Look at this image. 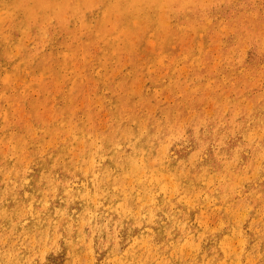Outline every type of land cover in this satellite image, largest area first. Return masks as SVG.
I'll list each match as a JSON object with an SVG mask.
<instances>
[{
  "label": "rangeland",
  "instance_id": "1",
  "mask_svg": "<svg viewBox=\"0 0 264 264\" xmlns=\"http://www.w3.org/2000/svg\"><path fill=\"white\" fill-rule=\"evenodd\" d=\"M6 1L7 0H0V3L2 4V5L0 4L1 5L0 7L3 8V9H0V15L3 17L5 16V14L7 15V17L6 16L4 17L6 19V21H5V19L3 20V17H0V40H1L0 41V53H1V55H0V165H1L0 166V194L3 196V197H0L1 198L0 202H1V204L3 203L2 205L0 204V206H4V207L6 206V210H7L6 212L5 211L3 212L4 215H2V212L0 213V215H1L0 218L1 217L3 218V219L1 218L0 222L1 221L3 222V220H4L3 223L2 222L0 223V229L2 230V231L0 230V238L2 240L5 239L4 244H3V241L0 239L1 240L0 252H3L4 254L11 253V255H13V257L11 255H8V257H11L8 259H10L12 261H13V259H17V260H19V264H22L20 262L21 258H23V257L27 258L26 256H28V258H27V261L25 262V264H56V263L57 264H70V263L71 264H79V263H82V264H99V263L110 264V262L111 263L115 262L116 259H117L116 262L118 261L117 263H119V264H120V262L122 263L124 260L125 261L122 264H127V263L130 264V261H131L130 259H132L131 262H133L131 264H142V263L143 264H148V263L153 264L155 262L156 263L158 262L157 264H162L163 261H164L163 264H178L182 261V259L180 260L179 259L180 256L177 257V255H175V253H174V256H176L178 259L176 257L175 258L172 257L173 254L171 253L172 252L171 250H173V249H171V248L174 247L173 245L176 244V242H175L176 235L180 234L181 235L180 240L176 246H181L182 244H180V243H184L183 241H185V240H186L185 243H188V241L190 240V241H192V244H193V249L186 247V249L184 248L185 250L182 251L183 252V257H182L183 261L185 259H187L184 262L182 261V264H187V262H188V264L190 262H191L190 264H202V260L200 258V255L203 252L204 244L208 243L209 241L207 240V238H208L207 236H203V238L201 239L200 233H203V231H201V229L204 225H206V226L209 225L208 227L205 226V229L203 228L204 233H207L209 235H213L215 237H220V238L223 237L222 235L226 234L228 236L227 238H228V241L230 244V245H228V247L230 246V248L228 250L232 252V254L230 252L229 255H227L229 253V251L225 250L226 252H228V253H225L222 251L223 249H220L218 251L213 252L212 254H213L214 260L211 261L212 264L213 263L214 264H217V263L221 264L224 261V258H225V262H224L225 264H233L236 260L240 261L239 264L241 262H242L241 264H245L246 262L249 261V259H246L247 257L254 261V262H251L252 260H250V262H248V264H251V263L256 264L255 260H257L256 261L257 264H263L264 263V250H263L264 249V243H263L264 242V221H263L264 220V218H263L264 214H262L263 219L259 217L260 220L262 219L261 221H258L259 218H256V217L261 216V213L264 212V208H263L264 206L261 207L262 206L261 204L264 205V179H263L264 178V103H263L264 102V46H263L264 45V0H234V1L233 0H228V1L227 0H224V1L223 0H215L212 2L205 0L204 3L207 2V5L204 3H203V5H205L207 7L202 5L203 7L200 6V9H199L198 8L199 6H197L196 8L198 9V11L195 8L194 10H196V11L193 10L192 12L186 11V10L180 9V8H179L180 9L179 10L175 6H172V7L170 6L169 8H168V6H166V7L163 6V8H160V9H155L153 7H149L147 9L145 7L146 5L144 7L141 5L140 6L138 5L137 8L135 9V10H137V12L134 11V9H133L132 11H130L129 14H127L129 16V18L131 17V19L135 16L133 18L132 23L128 24L129 26L122 24V21H124V20L126 21V19L124 16L123 17L119 16L120 13L115 12V10H110L108 12H105V8H106L107 3H103V1H98V0L89 1V2H86L85 4H83V6L80 9L76 10L75 13H74V11L71 12L69 10H67V11L63 10V12L60 13L59 15H57L56 12L58 10H60L61 8L63 9V7L60 6V4L55 6V8H56L55 13L52 11V5H51V7H49L46 10L43 9V11H42L43 13H42L41 10H37L36 7L33 8L34 6H32V4H34V2H31V0L30 1L29 0H23L22 1L23 4L20 3L21 0L20 1L19 0H8L7 2ZM27 1H28V3H26ZM70 1L72 3L75 2V0H70ZM11 2L14 4L12 5ZM57 2H59V0H57ZM111 2L114 3V0H112ZM215 3H216V5H215ZM228 3H230V4H228ZM17 4H19V6L22 4L23 8L22 7L18 8ZM26 4L28 5V7L26 6ZM210 4H212V5H210ZM244 4H245V6H244ZM9 5H11L12 7ZM16 5H17V7L15 8ZM94 5L95 6L97 5V6L95 7ZM5 6H9V7L5 8ZM58 6L61 8L59 9ZM87 7L89 9H87ZM90 8H91V10H90ZM27 9L29 11H27ZM202 9H204L205 13H202V12H204ZM212 9H214V10H212ZM24 10H25L26 14L24 13ZM97 10H99V11H97ZM174 10H176V11H174ZM13 11L15 12V14L13 13ZM19 11L21 12V14H19L20 13ZM81 11L82 12L84 11V12L82 13ZM168 11L169 12L171 11V12L168 13ZM199 11L201 13H198ZM206 11L209 13L207 14ZM28 12H31V14L34 12V14H33L34 17H32L30 19H26L27 16L30 14ZM44 12H46V13H44ZM144 12H146L147 14ZM156 12H158V15L160 17H158ZM22 13L25 14V16ZM72 13H74V15ZM79 13L82 17L79 15ZM103 13H106V15L102 19ZM139 13H141V14H139ZM194 13L196 14V16ZM213 13H216L217 16ZM245 13H247L246 16H245ZM35 14L36 15L39 14L40 18L38 17L39 18L38 19ZM45 14H47V17H49V18H47L48 21L51 20V22L47 23V21H46L47 19L45 18L46 17ZM54 14L58 18L56 16H54ZM89 14H91L90 15L91 18H88V17H90ZM188 14H191L190 15L191 17L188 16ZM41 15L43 18L41 17ZM63 15L65 17H63ZM141 15H143V16L141 17ZM155 15H157L158 19L153 18V17H156ZM200 15L202 16V18H200L201 17ZM207 15H209V16L206 17ZM23 16H24V18H22ZM75 16H77V17H75ZM78 16H80V18L83 20H81ZM67 17H69V19ZM96 17H98V18H96ZM192 17H193V19H192ZM204 17H206V18H204ZM20 18H22V19H20ZM59 18H60V20H59ZM144 18H145V20H144ZM173 18H176V21ZM236 18H237V20H234ZM245 18H247V19H245ZM95 19H96V21H95ZM207 19L208 20L210 19V21H208ZM23 20H25V21H23ZM66 20H68V21L66 22ZM77 20L80 21V23L77 22ZM127 20H129V19H127ZM136 20H137V22H136ZM139 21L142 22V24ZM166 21L167 22L169 21V22L167 23ZM195 21L197 22V24ZM116 22H118V24H119L118 28H115ZM207 22H208V24H207ZM83 23L85 25L81 26L80 24H83ZM110 23H111V25H110ZM192 23L194 26L192 25ZM233 23L235 26L232 25ZM66 24H67V26H66ZM102 24H103V26H102ZM137 24H139V25H137ZM154 24H156V26ZM163 24H164V26H163ZM160 25H161V28L159 27ZM220 25H222V26H220ZM231 25H232V28L230 29ZM60 26H61V28H60ZM78 26L81 27L82 29L80 30V28ZM98 27H100V28H98ZM126 27H130V30L126 29ZM135 27L137 29H135V30L132 29ZM219 27L224 28V30L221 28L219 29ZM43 28L46 29V31H47V32H45V34H43L44 33ZM150 28H151V30H150ZM225 28H226V30H225ZM21 29H23V30H21ZM123 29H126V31L125 30L123 31ZM199 29L200 30L202 29V31L198 32ZM1 30H3V31H1ZM14 30H16V31H14ZM69 30H72L74 33L75 32L76 33L74 34L72 31L70 33ZM155 31H156V34H155ZM205 31H207V32H205ZM203 32H204V35H203ZM72 34H73V36H72ZM153 34H155V35H153ZM19 35H21V36H19ZM48 35L51 37L53 36V39L51 37H49ZM118 35H119V37H118ZM3 36H4V38H3ZM76 36H78V39ZM96 36H97L98 41L95 39ZM202 37H203V39H202ZM25 38H28V39H25ZM41 38H44V39L42 40ZM45 39H46V41H45ZM258 39H259V41H258ZM92 40H96V41L94 42ZM72 41H74V42H72ZM87 41H88V44H87ZM104 41L108 42L109 44L107 43L104 45L103 44ZM43 42H44V45L42 44ZM106 42H104V43H106ZM9 43H11V44H9ZM69 43L71 44L70 46H68ZM78 43L80 44V47H79ZM111 43H113V44H111ZM114 43H115V45H114ZM40 44H42V46ZM15 45L18 49L15 48ZM66 45H67V47H66ZM116 45L119 46V47H117L118 49H116ZM113 47H114V49H113ZM78 48H79V50H78ZM115 49H116V52H114ZM80 50H82V52ZM19 51H20V54H19ZM78 53H79V55H78ZM114 53H116V54H114ZM37 54H38L39 59L36 57ZM74 54H76V55H74ZM34 55H35V57H34ZM43 56H44V61H43ZM51 56H53V57H51ZM22 57L24 60L22 59ZM49 57H50V59H52L51 61H53V60L54 61L50 62ZM21 61H23V62H21ZM56 62H57V64H56ZM188 62H190V63H188ZM49 65H50V67H49ZM55 65H57V66L59 65V66L55 68ZM258 75H261V76H258ZM29 83H30V85H29ZM31 83H33V84H31ZM121 88H123V89H121ZM124 88L125 89L127 88L128 90L126 89L127 90L126 91V90H124ZM69 91H71V92H69ZM67 93H68V95H67ZM114 94H116V95L114 96ZM240 96H241V98L244 97V99L242 100L241 98H238ZM127 97H129L128 99L130 101L128 99H126ZM262 97H263V99H262ZM237 98L241 101L234 102L235 100H238ZM67 99H70L71 101L69 100V102H68ZM255 99H257L258 101ZM259 99L261 101H259ZM127 100H128V102H127ZM254 100H255V102H254ZM123 101H124V103L126 102L125 103L126 107H125L124 103H122ZM244 101H246V102H244ZM256 101L258 102V104H256L257 103ZM144 102L146 105L144 104ZM241 102H242V105H241ZM114 103H115V106H114ZM121 103L124 106L120 107ZM248 103H249V105H248ZM67 104H69V105H67ZM81 104H82V106H81ZM127 104H129L131 107L129 105L127 107ZM225 105H226V107H225ZM250 105L253 107L250 108V110H249L248 106H250ZM49 106H50V108H49ZM113 106L115 107V109ZM223 106L225 107L224 109H227V108L228 109L223 110L222 109ZM237 107L239 109H237ZM246 108H247V110H249L248 111V112H250L249 114H247ZM113 109H114V111H113ZM125 109L128 113L126 111H124ZM230 109L232 110L233 115L231 114ZM133 110H134V112H133ZM191 110H194L193 116H191L192 115L191 112H193ZM39 111H42V112H39ZM117 111H119V112L121 111V113H119ZM137 111L139 112V114H137L138 113ZM169 111H170V113H169ZM173 111H174V113H173ZM234 111H235V114H234ZM185 112H187V113H185ZM223 112H224V114H223ZM117 113H119V114H117ZM129 113H131V114H129ZM220 113H222V114H220ZM124 114H125V117L127 116L126 118L124 117ZM163 114L164 115L167 114V116H166L167 118ZM175 114H176V116H174ZM236 114H237V116H235ZM50 115H51V117H50ZM71 115H73L74 117H71ZM116 115H118V116H116ZM119 115L122 116V118ZM204 115L205 116L207 115L208 119H207V116L204 117ZM47 116H48V118L50 117L49 118L50 120L48 118H46ZM60 116H62V117H60ZM187 116H189V117H187ZM234 116L237 117V119ZM148 117H149V119H147ZM128 118L130 119V121ZM173 118L176 121H174ZM182 118L184 119V121L186 120V121H190V122L186 123V121L185 122L182 121L183 120ZM70 119L72 121H70ZM133 119L136 121H134ZM154 119L156 120V122L157 121L159 122L161 120L159 122V124L162 123V125H165V124H163V121H164V119L166 120V121H164V123L166 122V131L160 137L158 134H156L157 140H161V144H162V140H163V145L160 146V151L161 152L163 151V146H164V144H166V146L164 147V151L166 153L164 154V152H163V155H161L160 162L158 161L159 158H156L155 160L153 159V161H155L153 169H151V168L148 169V166L146 167V169L144 167L143 170L145 172L140 171L141 169L138 170L135 167H133V168H130L128 166L123 167L125 173L127 172V170H128L127 173H129L130 172L129 170H131V169L135 170V172H139L137 174H140V172L144 173L143 177H142V173L140 174L141 178H139V179H138V177H140V176L139 175L136 176L138 179V182L137 181L134 182V180H136V179H134V175H136L135 172L133 173V177H130L128 174V177H130V179L132 178L134 180L130 181L128 178L125 180V182L130 181L129 184H132L133 186L129 185V184L128 185L125 184V185H127L129 188L131 187V189H129L127 186H126L127 189H125L126 188L125 185H123L121 187V189H116L113 186H111L113 181L118 178V176H119L118 174H119V172H121V169L118 172H115L113 165L110 164V158H109L108 154H106V156H104V157L103 156L101 157L97 152L92 158H93V163H95L97 161L98 162L95 163L94 168H92L90 170L87 168H86L87 169L86 170L85 167H83L81 165V159L88 158L92 152H95L96 150L100 149L99 147L102 148L101 150L104 149V143H103L102 138L105 136L103 134L107 135L111 131L109 129V127L117 126V124H119L120 128L121 127L122 128L127 127L125 129L130 128L129 130H131V128L133 129L135 127V124L138 125V123H140V121L142 122L144 120H148L149 123H153ZM169 119H170V121H169ZM187 119H189V120H187ZM155 120H154V122H155ZM167 120H168V123H167ZM89 121H91V122H89ZM126 121H127V123H126ZM180 121L182 122L181 124H180ZM201 121L203 122V124L201 123ZM260 121H261V123H260ZM119 122H121V123H119ZM156 122H155V124H157ZM172 122H173V124H172ZM248 122H249V124H248ZM246 123H247V126H246ZM89 124H91V125L88 126ZM175 124H177V125L172 126ZM182 124H184V125H182ZM199 125L202 127H200ZM210 125H212V126H210ZM82 126H84V127H82ZM91 126H93L94 129ZM168 126L170 127L172 132L170 130H168L169 129ZM180 126H182L183 128ZM88 127L92 128L90 130H92L93 132L90 131ZM68 128H70L69 131L71 130V132L68 131ZM154 128H155V125L152 126V129H154ZM197 128H198V130H197ZM251 128H253V130ZM257 128H259V129H257ZM96 129H97V131L99 130L98 134H96V131H94ZM195 129L198 132L194 131ZM237 129H238V131H237ZM256 129L258 131H260V130L261 131L258 132ZM244 130L249 131L248 133L250 135L248 134V136H247V132H245ZM254 130H256V131H254ZM33 131H35V132H33ZM116 131H118V130H116ZM250 131L251 132L253 131L255 133H253V132L251 133ZM89 132H91V135H94V134L96 135V141L95 140L91 141L95 137L91 136L89 134ZM183 132L185 133L184 136H183ZM205 133H206V135H205ZM243 133H244V137L246 134V136L248 138L254 139V140H252L253 143L252 142H251V144L248 143L249 141H251V139L248 140L247 137L244 138ZM259 133H261V135H259ZM240 134H241V137H240ZM252 134H253V136H252ZM32 135H34L35 137H33ZM55 135L57 137L56 139H54ZM255 135H257V137ZM258 135L260 136L259 138H258ZM66 136L68 138H66ZM81 137H83V138H81ZM42 140H43V142H42ZM83 140L85 143L91 144L89 146L90 148L89 147L85 148L82 145L83 149H81L80 143ZM238 140H241V141H238ZM247 140H248V142H247ZM174 141H175V143H174ZM176 141H177V143H176ZM255 141H256L257 145H256ZM41 142H42V144H41ZM76 142H78V144ZM170 142H171V145H169ZM36 143H38V144H36ZM43 143H46V144L43 145ZM47 143H49L50 146ZM188 143L189 144L192 143V144L189 145ZM235 143H237V144H235ZM219 144H220L221 148L219 147ZM253 144H255V145H253ZM19 145L21 148L19 147ZM46 145L48 146L47 148L45 147ZM68 145H69V147H68ZM73 146L78 147V148H75V151H74ZM124 146H127L129 148L124 147ZM168 146H170V147H168ZM43 147H44V151H42ZM49 147H51V148L49 149ZM92 147H94V148L92 149ZM95 147H97V148L95 149ZM40 148H42V149H40ZM121 148H122L123 153L125 155L124 157H127L128 155L131 157L133 156L131 158L133 160V162L131 159H130V161L132 163L135 162L136 165L141 164L140 156L138 154H136L135 155L136 158H135L133 149L128 144L122 145ZM22 149H25V151L29 152L31 155L29 153H25L24 150H22ZM217 149L219 150L218 154H217V151H218ZM229 149H230V151H229ZM81 150H83L82 153H81ZM240 150H241V152H240ZM38 151H40L42 153H40ZM45 151H47V152H45ZM69 152H71V154L72 153L75 154L77 157L75 155L70 156L71 154ZM75 152H77V153H75ZM78 152H80V153H78ZM183 152H184V154H183ZM21 154H22V156H21ZM24 154H26V155H24ZM194 154H196V156ZM5 155H7V156H5ZM55 155H57V156H55ZM80 155L82 156V158ZM96 155L99 156L100 158L97 157ZM164 155H165V158L167 160L169 159L168 161L167 160L165 161V158H163ZM167 155H168V157H167ZM193 155H194L195 160L191 159ZM203 155H205L206 157ZM250 156H251V158H250ZM257 156H258V158H257ZM50 157L55 159L54 160L55 162H57L58 159L61 160V162L60 161H58L57 163L53 162V164H55L54 165L55 167H53L52 164L47 162L50 159ZM174 157H176V158H174ZM210 157H213V159H217V161L219 163V165H218L219 169H215L213 167V165L209 159ZM219 157H222V158H219ZM261 157L263 159L259 160V159H261ZM21 158H23L24 161H22ZM47 158H48V160H47ZM70 158L73 159L72 162H71ZM75 158H77V159L79 158L78 159V163L80 162L79 165H78L77 161L75 160ZM107 158L109 160H107ZM134 158H135V160H134ZM97 159L100 160V163H99V160H97ZM103 159L106 160V163H105V161L102 162ZM156 160H157V162H156ZM179 160H181V161H179ZM222 160H224V161H222ZM257 160L259 162L261 161V163H259ZM27 161H29V163ZM65 162L68 164V166H70L69 163H71V167L68 168L69 171L71 172V175H67V174L63 173L64 167L62 166V164H65ZM186 162H187V164H186ZM176 163H178V164H176ZM179 163H180V165H179ZM256 163L258 165H260L258 167L259 169L257 168L258 171H256V167H257V166H255ZM56 164L59 166H57ZM100 164H101V166H100ZM105 164H106V166H105ZM224 164L226 165V167H229V169L227 171L225 170L226 167L224 166ZM29 165H32V166H29ZM174 165H177L178 168H180L179 166H182V165L183 166L185 165L186 167L184 166L185 168H183V166H182L181 169L178 170V168H175ZM246 165H247V167L245 168ZM253 165L255 166V168L252 167ZM198 166H199V168H198ZM200 166H202L203 168H200ZM223 166H224V168H223ZM104 167H106L105 168V170L107 169L106 171L109 170L108 173L105 172ZM110 167L111 168L113 167V168L111 169ZM161 167H162V169L166 170V173L162 176H156L155 169H157V168L161 169ZM243 167H244V169H247V170L244 171ZM73 168L75 170H73ZM182 168L185 170L183 171ZM251 168H253L252 171H251ZM4 169L5 170L7 169V171L9 169L10 171L5 172ZM200 169H203V173H204L205 177H203L200 173H197V171ZM231 169H234V170L231 172ZM79 170H83L84 172H81ZM170 170H172V171H170ZM35 171H37V172H35ZM42 171H44V172H42ZM180 171H181V173H180ZM91 172H93V173H91ZM99 172H100V174H99ZM182 172H183V174H182ZM229 172L233 173L232 177L236 176L235 178H237V179L234 180L235 178H232V180H230V178H228V176H227ZM253 172H255V173L258 172L257 173L258 176H257V174L255 176V173H253ZM25 173H27V174H25ZM110 173H112V174L114 173V174L112 175ZM178 173H180V174H178ZM209 173L210 174L212 173L211 174L212 179L215 176L219 180L220 179H224V180L223 181L220 180L221 182L219 180L216 182L217 179L216 180L213 179L214 181L209 180L211 182L213 181L212 182L213 184L211 182L210 183L208 182V184H211V185H207V183L205 184L204 182L207 178V174L210 175ZM2 174L4 176H1ZM54 174H55V176H54ZM170 174L173 176V178L170 176ZM5 175H7V176H5ZM96 175H97V177H96ZM100 175H102V176H100ZM146 175H147V177H146ZM237 175H240V176H237ZM252 175H253V177H252ZM103 176L105 177V179L106 178L107 179L105 180ZM164 176L166 179L164 178ZM174 176H175V178H174ZM218 176H220L221 178H218ZM243 176H247V177H245L243 179ZM6 177H7V179H6ZM43 177L50 178V181H51L50 184L51 185H50L49 192L46 190V188L44 186L42 187L41 184H38L37 182H35L37 178H43ZM55 177L56 178L58 177V178L56 179ZM196 177L197 178L201 177V178H200V180H197ZM240 177H242V178H240ZM4 178L6 179L5 182H4V180H5ZM109 178H110V180H109ZM126 178H127V176H126ZM168 178H169V180H168ZM239 178L241 179V184L239 183L240 186L238 185V182L240 181V180H238ZM149 179H152L153 183L150 186L152 189L149 187L147 190V193L150 194L154 198V202L157 201L156 202L157 207H158V205H160V206L165 205L164 210H166V214H169L170 218H171V220H168V218L166 217L167 220H164L165 215L164 216L161 215L160 219H159V222H162L160 225L163 224L162 225V228H163L162 234L165 237L164 241L159 239V237L155 234V230H154V224L156 222L155 218H152L153 219V220L151 219L152 221L151 220L147 221V228L146 229L148 231L147 230L145 231V228L142 227L141 225L139 227L138 226L132 227L135 234L133 235V237H131L124 232L123 223H121L119 220H115L114 218H111L112 215L110 214V212H108V208H106V207H108V205L110 203H112V201L113 202L117 201L119 193H121V194L129 193L130 194V192H132L130 194L131 196H133L134 193H135L134 196H137L136 195L137 191L142 186L141 183H144ZM158 179L160 180L161 183H157ZM191 179L193 181L190 183ZM202 179L204 182L202 181ZM227 179H228V181H227ZM249 179H250V181H249ZM90 180L93 181L92 182L93 186H91L89 188V190H87L85 192V189H86L85 187H86L87 181H90ZM95 180H97V181H95ZM142 180H144V181H142ZM155 180H157L156 183H155ZM170 180H172L173 182ZM94 181H95V183H94ZM103 181H105L104 184H103ZM206 181H208V180H206ZM57 182H59V183H57ZM139 182H141V183H139ZM170 182H171L170 185H172V183L174 184V182H175V187L172 186V187H174V189L172 187H170V185H169ZM184 182H185L186 186H185ZM244 182H246V184H244ZM19 183H20V185L18 186ZM22 183L23 184H26V183L29 184V186H31V188L33 190L41 189L40 193H42V194L40 195V199L42 198V202H43L44 206H43L42 202H41V205L44 208H42L38 212L39 214L37 212L33 211V208H34L33 202L34 201H32L31 205H29V206L27 205L26 202H24V190H23L24 187L21 186ZM133 183H135V184H133ZM162 183H164V184H162ZM4 184H6V185H4ZM65 184H66L67 188H66ZM81 184H82V186H81ZM95 184H97V186H94ZM166 184L169 185V187L167 186L168 190L167 189L166 190L167 191L170 190V192L173 191V195L170 192L166 191L167 192L166 193L164 191L165 192L164 193L165 197H164V194H161V193L163 192L162 189L165 187L164 185H166ZM183 184H184V186H183ZM74 185H75L76 189L74 188ZM98 185H99V187H98ZM161 185H163L164 187ZM180 185H181V187H180ZM206 185L209 187L208 189H207ZM232 185H234V188L232 187ZM241 185H243V188ZM2 186L10 187L12 189H13V187H14V189L16 188L17 189L16 195H17V199L19 202L9 201V199L6 197L4 192H2L3 188H4ZM16 186L19 188H17ZM193 186L195 188H193ZM94 187H96V188H94ZM123 187H125V188H123ZM205 187H206V189H205ZM54 188L56 189L55 193H53ZM65 188L67 189L66 191H65ZM70 188H72V189H70ZM92 188H93V190H95L94 193H92L93 192ZM181 188H183V189H181ZM122 189L125 191H123ZM234 189L235 190L238 189V191H235ZM107 190H108V193H107ZM117 190H118V192H117ZM176 190H178L177 191L178 193L176 195H174ZM211 190H212V193H211ZM216 190H217V192H216ZM76 191H79L80 193L86 194V200H88V201H86V203H82L78 200H72V199L69 200L68 195L71 193L74 194ZM97 191L99 192V194ZM160 191H161V193H160ZM64 192H65V194H64ZM87 192L89 193L90 199H87L88 198ZM102 192L104 195L105 194L106 195L105 196L102 195ZM158 192L160 194H158ZM183 192L186 194H183ZM198 192H199L200 197H199V195H197ZM215 192H216V194H215ZM237 192L240 195H237ZM168 193L171 194V196H170V194L168 195L169 198L166 197V195ZM194 193H195V195L198 196L197 198L195 197V195H193ZM204 193L208 197L206 199V201L204 200L206 198L205 197L206 195ZM244 193H248V195L246 194L247 195L246 196V195H244ZM258 193H260L259 196H258ZM94 194H97V196L99 198L97 196H96L97 199L94 198L95 197ZM107 194H108V196H107ZM221 194H223V195H221ZM254 194H255V197H258V198H255L253 196ZM53 195H54V197H53ZM230 195H232L231 198H229ZM161 196H162V198H161ZM181 196H183V197H181ZM186 196L190 199H187ZM223 196H225V200H224ZM45 197H46V199H45ZM92 197L94 198V200H96V202L93 200ZM185 197H186V199H185ZM179 198L180 199L183 198L184 200L183 199L180 200ZM239 198H241V200ZM66 199H68L69 202L66 201ZM165 199H167V200L169 199V201L167 202ZM213 199H215V201H216L215 203H213V201H214ZM44 200H46V201L44 202ZM89 200H91V202H89ZM162 200L163 201L165 200V202L163 203ZM174 200L175 201L180 200V202L179 201L175 202ZM186 200L187 201L191 200V201L189 203V201L187 202ZM183 201L185 203L187 202L188 204L186 203V204H184L185 205L184 206ZM210 201L212 204L208 205V203H210ZM98 202L99 203L101 202L100 204H102V206H100V204L97 205ZM132 202L134 205L133 208L136 209L138 207L139 208L141 207L140 205L142 203L137 201V198H135ZM191 202H192V204H191ZM193 202H195L194 203L195 206L193 205ZM205 202H207V203H205ZM20 203L22 204V206H20L21 205ZM171 203H173V206H171ZM179 203H181L183 206L181 207V204H179ZM230 203H231V205H230ZM143 204H144V202H143ZM201 204H202V206H201ZM241 204H242V207H244V205H245L246 209L242 208L240 206ZM78 205L81 207H79ZM191 205L193 206L192 208H191ZM57 206L60 207L61 214L64 216L63 217L60 215L61 219H66V217L69 216L72 211H74L77 214L82 209V213L85 214L84 217L89 219L88 217H91L94 213L96 218L100 221V223H101L100 227H96L95 224H90L91 226H89V227L91 229L87 226L82 227L83 232L86 234V239H88L87 242H88V244H90V247H91L90 250H91V252L93 251L92 255L94 258L92 257V255L90 254L91 252H89V251L85 253L86 255H84V253L82 255H78L77 253L72 252L71 246L74 244L73 242L77 239V237H75V236H77V232H79V229L76 228V226L78 224L74 223V225L71 226V229L68 228L69 229L68 230L67 227H70V226H68L70 224V222H68V221L56 222L57 221L56 217L53 218V216H55L53 213V209L57 208ZM196 206H200V207L197 208ZM231 206H232V208H231L232 210H230V208H229ZM236 206H240L239 211L241 210L244 217L241 215L242 214L241 212L238 213L239 212V211H237L238 208H236L237 210L234 208ZM249 206H251V209L247 208ZM15 207H17V208H15ZM20 207L21 208L23 207V208L20 209ZM29 207H31V208H29ZM102 207H104V208H102ZM147 207H150V209L152 211L155 210L154 204H151L150 206L147 205ZM215 207H217V208H215ZM224 208H226L227 210H224ZM259 208H262V210ZM11 209L14 211H12ZM86 209H89V210H86ZM185 209H186V211H185ZM202 209H203V211H202ZM242 209L245 211L243 212ZM255 209L257 210V212ZM84 210L87 212H85ZM177 210H179V212ZM233 210H235L236 212ZM24 211H26V213ZM204 211L207 213L208 212L212 213V214L204 213ZM228 211H231V212H228ZM258 211H259V214H258ZM22 212L25 214H23ZM96 212H99V213H96ZM155 212L157 215L161 214V213H159L158 210H156ZM198 212H199V214H202V215L206 214L205 215L206 218L203 216L204 218L201 217V220H200L199 217L201 215L198 216L199 215ZM200 212H202V213H200ZM221 212L222 213L225 212V213L222 214ZM247 212H249V213H247ZM12 213H13V215H12ZM21 213L23 214L22 217L18 218L17 216L20 215ZM28 213H29V215H28ZM230 213H232V214L229 215V219H228V216H226V215H228ZM244 213H246V214L244 215ZM173 214H174V216H173ZM194 214H196V215H194ZM213 214H215V215L217 214L220 216L219 217L217 216L218 217L217 218ZM236 214L238 215V218L240 216V219L243 217V219H241L242 222H241V220L237 221L238 218L236 219V217H235V216H237ZM15 215H16V217H15ZM192 215H194V216H192ZM250 215H251V217H250ZM5 216H8V217H5ZM23 216H25V217H23ZM223 216L225 218L227 217V219L223 218ZM245 216H246V218H245ZM32 217H33V220H32ZM109 217H110V219H109ZM233 217L237 222L236 221L233 222L234 220L232 221ZM5 218H7V219L5 220ZM9 218H12V219H9ZM219 218H220V221L223 218V221L222 222L218 221ZM255 218L258 220H256ZM14 219H15V221H14ZM205 219H207V220H205ZM216 219H217V221H216ZM230 219L232 222L229 221ZM250 219H252L253 221L256 220L257 221V222L255 221L256 224L253 221H250ZM9 220L11 223L9 222ZM37 220H39L38 221L39 224L41 223L40 224L41 227L44 225L43 227H46L44 229H49V232L46 233L47 237L48 236L49 237L46 239L51 240L52 247L47 248L50 250V252H48L49 250L41 247V245L35 244L34 245L35 247H34L33 244L30 246L26 244V243L31 244V243H29V240H30V237L32 235H34V237H36V238L39 236L38 238L40 239V235L37 231L32 232V230L35 227L34 223L37 222ZM197 220L200 222H198ZM202 220L209 223V224H207V223L203 224V222L201 223ZM208 220H209V222H208ZM26 221H28V222H26ZM194 221L196 224L194 223ZM55 222H56V224H55ZM216 222H218V223H216ZM238 222L240 225H237ZM221 223H223L224 226ZM51 224L53 225L52 227H50ZM201 224H202V226H201ZM214 224H215V227H214ZM217 224H219V225H217ZM220 224L222 225L223 228L219 227V226H221ZM48 225H49V227H48ZM56 225H58V227H56ZM181 225H185V227L183 226L184 228L180 229ZM190 225H192V226H190ZM9 226H11V227H9ZM5 227H8V228H5ZM176 227L179 229H177ZM211 227L215 228L213 230L215 232H213V231H211L212 233L209 232L210 230H212V229H210ZM248 227L250 229H252L254 227H255L254 229H256V227H257L259 230L257 229L258 230L257 231V230L252 229L254 231L253 232ZM57 228H58V230H57ZM118 228H119V230H118ZM149 228L151 229L150 232H149ZM10 229H13L12 232ZM182 229H184V230L182 231ZM195 229H196V232L194 231ZM170 230H172V231H170ZM238 230L240 232H238ZM261 230H263V231L261 232ZM14 231L15 232L22 231V233L21 232L17 233L18 234L17 235ZM54 231H56V232H54ZM168 231H169V233H168ZM255 231H256V233H255ZM5 232L7 233V235L9 234L8 235L9 237L5 234ZM8 232H10V233H8ZM30 232H32V233L30 234ZM57 232H59V233L61 232V233L59 234ZM183 232H184V234H183ZM186 232H187V234H185ZM194 232H195V234H193ZM237 232H238V234H237ZM23 233L24 234L26 233V234L23 235ZM229 233H230V235H229ZM231 233L233 234L232 235L233 238H231L232 237ZM239 233H241L240 234L241 239L239 238L240 237ZM242 233H243V237H242ZM257 233L261 236V239H260V237H258ZM54 234H56L57 236L55 237ZM196 234H198V236ZM261 234H263V235H261ZM3 235L5 236V238L3 237ZM61 235H62L63 241L61 240L62 239ZM116 235H117V237H116ZM189 235H192L193 237H189ZM194 235H196V236H194ZM254 235H255V238H254ZM16 236H19L18 241H17ZM26 236H28V237L30 236L29 239ZM52 236H53V238H52ZM100 236H102V237H100ZM142 236H143V238H142ZM150 236H152V238H150ZM187 236L189 238L185 239V238H187ZM195 237H197V238L195 239ZM229 237L231 239H229ZM24 238L27 240H25ZM54 238L56 239L55 240L56 242L53 240ZM146 238H148V239L146 240ZM245 238L247 240H249V243H248V241H246ZM257 238H258V240H257ZM7 239H8V241H7ZM116 239H118V240L116 241ZM133 239H135L136 241H134ZM140 239H141V242L143 241V243H142L143 246L145 243L144 249H143V246L140 245L141 243L138 241ZM192 239L193 240L195 239V240L193 241ZM238 239H240L242 243ZM254 239L257 240V242ZM259 239H260V241H259ZM70 240L72 242V245L69 247H66V244ZM233 240H235V241L233 242ZM252 240L254 242H252ZM129 241H131V243ZM190 241H189V243H190ZM210 241H212V240H210ZM201 242H203V243L201 244ZM235 242H238V244H236ZM250 242H251V244H250ZM99 243L101 244V246L107 247V248H104V250L108 254V257L107 258L104 257V259H102V260H100L99 246H98ZM115 243L117 244V246L118 245L119 246L116 247ZM132 243H134L133 246H130V245H132ZM150 243L151 244L153 243V245L157 244L159 246L161 243H163V244H161L162 246H160V247H157V245H156L157 248H154L155 246L151 245V248H150V246H149ZM167 243H169V245ZM197 243H198V248H197L198 252L195 253L196 249H194V247L196 248ZM239 243H241L242 245L244 244L243 245L244 247L242 245H240ZM255 243L257 246L255 245ZM7 244H8V246H7ZM128 244H130V245H128ZM235 244L240 245L238 247L242 250V251L240 250L241 252L239 251L241 253V255L239 252H237V250H239V248ZM262 244H263V246H262ZM23 245H25V246H23ZM108 245H110V247H108ZM138 245L141 246L142 248L138 247ZM254 245L257 248L261 247V248H258L257 254L255 253L257 248L254 247ZM27 246H29L28 249L26 248ZM126 246H128L127 249H126ZM164 246H166V247H164ZM8 247L11 249H8V251H3V250H7ZM137 247L139 249H137ZM146 247H147V249H146ZM233 247L235 248L236 251L231 249ZM246 247H248V248L246 249ZM58 248H59V250H58ZM123 248H124V250H123ZM131 248L133 250H131ZM149 248H150L149 253H151V254L148 253ZM163 248H164V250H163ZM188 248L190 249V251ZM41 249H42V251H44L43 253L45 255L43 253H42V255H41V253L37 254L41 251ZM112 249H114V250H112ZM199 249L202 250L201 253H200L201 250H199ZM225 249H227V247ZM45 250H47V251H45ZM191 250H194V251H191ZM243 250H245V251H243ZM250 250L252 251V255H251V252H249ZM15 251L18 253H16ZM124 251H125V253H124ZM132 251H134L135 253L132 254L133 253ZM139 251L143 252V253H141L142 254L141 257H140V255H138V254H140ZM153 251H155V252H153ZM185 251L188 252V254ZM5 252H7V253H5ZM25 252H27V253H25ZM127 252H128V254H127ZM137 252H139V253H137ZM233 252H236V255L239 253V255L236 256ZM24 253L26 255L23 256ZM123 253L126 255H124ZM146 253L148 254V256ZM15 254H17V256ZM65 254L67 256L66 259L63 257V256H65ZM87 254H89L90 256H88ZM245 254L246 255L248 254V255L246 256ZM83 255L85 257L87 256L89 258V259L87 257L85 258V260H87V262L85 261L83 263V261H84V260H82V258L84 257ZM115 255L117 258L114 257ZM149 255H151V256L149 257ZM155 255H157V257H155ZM184 255H186L187 258L184 259ZM230 255H231V257H230ZM260 255L261 256L263 255V256L261 257ZM20 256H22V257L19 258ZM42 256H43V260L41 261ZM234 256L236 258H234ZM258 256H259L260 260H259ZM32 257H34V258H32ZM74 257H77V258L75 259ZM125 257H126V259H125ZM139 257H140V259H138ZM143 257H145L147 260H145V258H143ZM160 257H162V258L160 259ZM170 257H172V258H170ZM232 257L235 260H233ZM73 258H74V260H73ZM111 258H113V259L115 258V260H113ZM242 258H243V260H241ZM253 258H255V260ZM106 259L109 261H107ZM149 259H150V261H149ZM88 260H89V262L91 260H93V261H91L89 263ZM144 260L146 262H144ZM178 260H180V261H178ZM192 260H193V263H192ZM135 261H137V263ZM160 261H161V263H160ZM258 261L260 263H258ZM231 262H233V263H231ZM236 262H235V264H236ZM243 262H245V263H243ZM207 264H209V263H207ZM237 264H238V262H237Z\"/></svg>",
  "mask_w": 264,
  "mask_h": 264
},
{
  "label": "bare ground",
  "instance_id": "2",
  "mask_svg": "<svg viewBox=\"0 0 264 264\" xmlns=\"http://www.w3.org/2000/svg\"><path fill=\"white\" fill-rule=\"evenodd\" d=\"M8 1V0H7ZM6 1V2H7ZM20 1V0H19ZM22 1L23 0H21V2L20 3H22ZM30 1V0H29ZM89 1H96V0H75V2L74 3H72L70 0H59V2H57V0H31V2H34V4H32V6H34L33 8H37V10H41V12L43 11V9L44 10H46V9H48L49 7H51V5H52V11L55 13V10H56V8H55V6L56 5H58V4H60V6H62L63 7V9L61 8V7H59V9L60 10H58L57 12H56V14L57 15H59L60 13H62L63 12V10L64 11H67V10H69V11H74V13L76 12V10H78V9H80L82 6H83V4H85L86 2H89ZM98 1H103V3H107L106 4V8H105V12H108V11H110V10H115V12H117V13H120L119 14V16H121V17H125V19H126V21L124 20V21H122V24L123 25H128V24H131L132 23V21H133V18L135 17H133L132 19H131V17L129 18V16L127 15V14H129L130 13V11H132L133 9H134V11H136L137 12V10H135L136 8H137V6L139 5H141V6H145L147 9L149 8V7H153V8H155V9H160V8H163V6H168V8L171 6H175L176 8H180V9H184V10H186V11H193L197 6H199L198 8L200 9V6H202L203 5V3H204V1L205 0H114V3H112L111 1L112 0H98ZM208 1H215V0H208ZM224 1V0H223ZM228 1V0H227ZM234 1V0H233ZM232 1V2H233ZM219 2V1H218ZM18 3V2H17ZM19 3V4H20ZM25 3V2H24ZM26 3H28V1L26 2ZM30 3V2H29ZM52 3V4H51ZM224 3V2H223ZM1 4V3H0ZM9 4V3H8ZM11 4L13 5L14 3H12L11 2ZM19 4H17L18 5V8L19 7H22V4L19 6ZM204 4H206L207 5V2L206 3H204ZM220 4V3H219ZM228 4H230V3H228ZM232 4V3H231ZM248 4V3H247ZM2 5V4H1ZM0 5V6H1ZM17 5L15 6V8L17 7ZM210 5H212V4H210ZM215 5H216V3H215ZM9 6H11V5H9ZM9 6H5V8L7 7H9ZM24 6V5H23ZM26 6L28 7V5L26 4ZM31 6V5H30ZM29 6V7H30ZM95 6V5H94ZM97 6V5H96ZM95 6V7H96ZM203 6H205V5H203ZM202 6V7H203ZM227 6V5H226ZM244 6H245V4H244ZM12 7V6H11ZM26 7V8H27ZM86 7V6H85ZM201 7V8H202ZM205 7H207V6H205ZM204 7V8H205ZM209 7V6H208ZM222 7V6H221ZM17 8V9H18ZM23 8V7H22ZM21 8V9H22ZM25 8V9H26ZM246 8V7H245ZM0 9H3L2 7H0ZM13 9V8H12ZM16 9V10H17ZM31 9V8H30ZM87 9H89L88 7H87ZM151 9V8H150ZM179 9V10H180ZM225 9V8H224ZM228 9V8H227ZM243 9V8H242ZM90 10H91V8H90ZM145 10V9H144ZM173 10V9H172ZM178 10V11H179ZM196 10L198 11V9L196 8ZM196 10H194V11H196ZM203 11H204V9H202ZM209 10V9H208ZM207 10V11H208ZM212 10H214V9H212ZM241 10V9H240ZM245 10V9H244ZM3 11V10H2ZM27 11H29L28 9H27ZM49 11V10H48ZM51 11V12H52ZM97 11H99V10H97ZM96 11V12H97ZM151 11V10H150ZM174 11H176V10H174ZM206 11V13L208 14L209 12H207ZM20 12V11H19ZM39 12V11H38ZM40 12V13H41ZM52 12V13H53ZM82 12V11H81ZM80 12V13H81ZM84 12V11H83ZM82 12V13H83ZM88 12V11H87ZM171 12V11H170ZM169 11H168V13H170ZM180 12V11H179ZM182 12V11H181ZM211 12V11H210ZM235 12V11H234ZM239 12V11H238ZM241 12V11H240ZM13 13L15 14V12L13 11ZM17 13V12H16ZM24 13H25V10H24ZM28 13H30L31 14V12H28ZM39 13V14H40ZM43 13V12H42ZM44 13H46V12H44ZM74 13H72L73 15H74ZM80 13H79V15H80ZM135 13V12H134ZM144 13H146V12H144ZM143 13V14H144ZM157 13V15H158V12H156ZM167 13V14H168ZM190 13V12H189ZM198 13H201L200 11L198 12ZM202 13H205V11L204 12H202ZM225 13V12H224ZM233 13V12H232ZM19 14H21V12L19 13ZM23 14V13H22ZM26 14V13H25ZM25 14H23L24 16H25ZM28 15L27 16V18L26 19H30V18H32V17H34L33 16V14H34V12L31 14V15ZM36 15V17L38 18H40V15ZM92 14V13H91ZM91 14H89V16L91 15ZM100 14V13H99ZM139 14H141V13H139ZM147 14V13H146ZM150 14V13H149ZM155 14V13H154ZM174 14V13H173ZM180 14V13H179ZM195 14V13H194ZM193 14V15H194ZM213 14H215L216 15V13H213ZM10 15V14H9ZM13 15V14H12ZM46 15V19L47 18H49V17H47V14H45ZM72 15V16H73ZM83 15V14H82ZM105 15H106V13H103L102 14V19L105 17ZM131 15V14H130ZM138 15V14H137ZM157 15H155L156 17H153V18H156V19H158L157 18ZM183 15V14H182ZM186 15V14H185ZM191 14H188V16H190ZM203 15V14H202ZM235 15V14H234ZM247 15V13H245V16ZM252 15V14H251ZM5 16L7 17V15L5 14ZM4 16V17H5ZM22 16V15H21ZM24 16L22 17V18H24ZM49 16V15H48ZM54 16H56L55 14H54ZM62 16V15H61ZM60 16V17H61ZM81 16V15H80ZM80 16H78L79 18H80ZM143 15H141V17H142ZM148 16V15H147ZM180 16V15H179ZM195 16H196V14H195ZM201 16V15H200ZM204 16V15H203ZM209 15H207L206 17H208ZM214 16V15H213ZM217 16V15H216ZM244 16V15H243ZM0 17H3V16H1L0 15ZM3 17V20L5 19ZM17 17V16H16ZM41 17H42V15H41ZM57 17V16H56ZM63 17H65L64 15H63ZM75 17H77V16H75ZM82 17V16H81ZM112 17V16H111ZM158 17H160L159 15H158ZM191 17V16H190ZM206 17H204V18H206ZM22 18H20V19H22ZM38 18V19H39ZM43 18V17H42ZM58 18V17H57ZM68 19H69V17H67ZM84 18V17H83ZM88 18H91V16L90 17H88ZM96 18H98V17H96ZM151 18V17H150ZM179 18V17H178ZM188 18V17H187ZM200 18H202V16L200 17ZM203 18V19H204ZM238 18V17H237ZM237 18L236 19H234V20H237ZM243 18V17H242ZM51 19V18H50ZM53 19V18H52ZM64 19V18H63ZM81 19V18H80ZM119 19V18H118ZM127 19H129V20H127ZM137 19V18H136ZM149 19V18H148ZM160 19V18H159ZM173 19H175V21H176V18H173ZM185 19V18H184ZM189 19V18H188ZM192 19H193V17H192ZM228 19V18H227ZM245 19H247V18H245ZM249 19V18H248ZM45 20V19H44ZM43 20V21H44ZM59 20H60V18H59ZM81 20H83V19H81ZM144 20H145V18H144ZM143 20V21H144ZM152 20V19H151ZM155 20V19H154ZM190 20V19H189ZM208 20V19H207ZM206 20V21H207ZM5 21H6V19H5ZM23 21H25V20H23ZM30 21V20H29ZM37 21V20H36ZM41 21V20H40ZM47 21V23L48 22H51V20H49L48 21V19L46 20ZM63 21V20H62ZM65 21V20H64ZM68 20H66V22H67ZM95 21H96V19H95ZM128 21V22H127ZM160 21V20H159ZM174 21V22H175ZM208 21H210V19L208 20ZM241 21V20H240ZM249 21V20H248ZM10 22V21H9ZM65 22V23H66ZM77 22H79L80 23V21H78L77 20ZM103 22V21H102ZM136 22H137V20H136ZM140 22V21H139ZM150 22V21H149ZM167 22V21H166ZM169 22V21H168ZM167 22V23H168ZM187 22V21H186ZM191 22V21H190ZM189 22V23H190ZM196 22V21H195ZM255 22V21H254ZM23 23V22H22ZM62 23V22H61ZM69 23V22H68ZM97 23V22H96ZM101 23V22H100ZM121 23V22H120ZM135 23V22H134ZM141 24H142V22H140ZM205 23V22H204ZM9 24V23H8ZM16 24V23H15ZM28 24V23H27ZM35 24V23H34ZM45 24V23H44ZM95 24V23H94ZM151 24V23H150ZM158 24V23H157ZM165 24V23H164ZM164 24H163V26H164ZM180 24V23H179ZM196 24H197V22H196ZM207 24H208V22H207ZM243 24V23H242ZM49 25V24H48ZM69 25V24H68ZM78 25V24H77ZM81 26L82 25H85L84 23L83 24H80ZM79 25V26H80ZM107 25V24H106ZM110 25H111V23H110ZM137 25H139V24H137ZM155 26H156V24H154ZM153 25V26H154ZM171 25V24H170ZM183 25V24H182ZM190 25V24H189ZM192 25H193V23H192ZM232 25H234V23L232 24ZM232 25H231V27H230V29L232 28ZM62 26V25H61ZM61 26H60V28H61ZM66 26H67V24H66ZM78 26V27H79ZM100 26V25H99ZM102 26H103V24H102ZM118 26H119V24H118V22H116L115 23V28H118ZM129 26V25H128ZM194 26V25H193ZM198 26V25H197ZM220 26H222V25H220ZM235 26V25H234ZM262 26V25H261ZM2 27V26H1ZM19 27V26H18ZM23 27V26H22ZM52 27V26H51ZM58 27V26H57ZM74 27V26H73ZM160 28H161V25L159 26ZM158 27V28H159ZM196 27V26H195ZM199 27V26H198ZM201 27V26H200ZM3 28V27H2ZM80 28V30L82 29L81 27H79ZM98 28H100V27H98ZM189 28V27H188ZM208 28V27H207ZM223 29L224 30V28H222V27H219V29ZM44 29V28H43ZM67 29V28H66ZM84 29V28H83ZM89 29V28H88ZM109 29V28H108ZM126 29H129L130 30V27H126ZM126 29H123V31L125 30L126 31ZM132 29H137L136 27L135 28H132ZM21 30H23V29H21ZM86 30V29H85ZM101 30V29H100ZM106 30V29H105ZM128 30V31H129ZM141 30V29H140ZM146 30V29H145ZM148 30V29H147ZM150 30H151V28H150ZM188 30V29H187ZM200 30V29H199ZM198 30V32H201L202 31V29L199 31ZM222 30V31H223ZM225 30H226V28H225ZM1 31H3V30H1ZM14 31H16V30H14ZM25 31V30H24ZM70 31V33H71V31L72 30H69ZM94 31V30H93ZM98 31V30H97ZM122 31V32H123ZM133 31V30H132ZM254 31V30H253ZM40 32V31H39ZM45 32H47L46 31V29H44V33L43 34H45ZM73 32V31H72ZM91 32V31H90ZM131 32V31H130ZM147 32V31H146ZM150 32V31H149ZM205 32H207V31H205ZM210 32V31H209ZM260 32V31H259ZM51 33V32H50ZM74 33V32H73ZM76 33V32H75ZM74 33V34H75ZM145 33V32H144ZM148 33V32H147ZM146 33V34H147ZM153 33V32H152ZM261 33V32H260ZM41 34V33H40ZM42 34V35H43ZM62 34V33H61ZM90 34V33H89ZM155 34H156V31H155ZM155 34H153V35H155ZM185 34V33H184ZM181 35V34H180ZM203 35H204V32H203ZM225 35V34H224ZM19 36H21V35H19ZM49 36V35H48ZM65 36V35H64ZM71 36V35H70ZM72 36H73V34H72ZM80 36V35H79ZM91 36V35H90ZM146 36V35H145ZM209 36V35H208ZM261 36V35H260ZM6 37V36H5ZM34 37V36H33ZM43 37V36H42ZM49 37H51V36H49ZM77 37V39H78V36H76ZM118 37H119V35H118ZM251 37V36H250ZM3 38H4V36H3ZM52 39H53V36L51 37ZM68 38V37H67ZM133 38V37H132ZM261 38V37H260ZM25 39H28V38H25ZM24 39V40H25ZM42 40L44 39V38H41ZM56 39V38H55ZM95 39L97 40V36L95 37ZM186 39V38H185ZM202 39H203V37H202ZM246 39V38H245ZM66 40V39H65ZM75 40V39H74ZM89 40V39H88ZM96 40H92V41H96ZM114 40V39H113ZM122 40V39H121ZM126 40V39H125ZM1 41V40H0ZM15 41V40H14ZM18 41V40H17ZM23 41V40H22ZM27 41V40H26ZM45 41H46V39H45ZM67 41V40H66ZM91 41V42H92ZM98 41V40H97ZM108 41V40H107ZM185 41V40H184ZM258 41H259V39H258ZM5 42V41H4ZM19 42V41H18ZM42 42V41H41ZM63 42V41H62ZM72 42H74V41H72ZM71 42V43H72ZM76 42V41H75ZM104 42H106V41H104ZM103 42V44L105 45V44H107L108 42H106V43H104ZM126 42V41H125ZM152 42V41H151ZM242 42V41H241ZM80 43V42H79ZM78 43V44H79ZM124 43V42H123ZM128 43V42H127ZM130 43V42H129ZM9 44H11V43H9ZM43 45H44V42L42 43ZM42 44H40L41 46H42ZM87 44H88V41H87ZM102 44V45H103ZM109 44V43H108ZM111 44H113V43H111ZM151 44V43H150ZM8 45V44H7ZM53 45V44H52ZM63 45V44H62ZM71 44L69 43L68 44V46H70ZM114 45H115V43H114ZM113 45V46H114ZM169 45V44H168ZM201 45V44H200ZM64 46V45H63ZM87 46V45H86ZM123 46V45H122ZM264 46V45H263ZM66 47H67V45H66ZM79 47H80V44H79ZM117 47H119V46H117L116 45V49H118ZM165 47V46H164ZM173 47V46H172ZM15 48L16 49H18L17 47H16V45H15ZM38 48V47H37ZM42 48V47H41ZM59 48V47H58ZM55 49V48H54ZM105 49V48H104ZM113 49H114V47H113ZM112 49V50H113ZM116 49L114 50V52H116ZM242 49V48H241ZM240 49V50H241ZM246 49V48H245ZM78 50H79V48H78ZM206 50V49H205ZM61 51V50H60ZM81 52H82V50H80ZM103 51V50H102ZM111 51V50H110ZM164 51V50H163ZM23 52V51H22ZM40 52V51H39ZM63 52V51H62ZM65 52V51H64ZM80 52V53H81ZM124 52V51H123ZM216 52V51H215ZM245 52V51H244ZM105 53V52H104ZM103 53V54H104ZM110 53V52H109ZM136 53V52H135ZM157 53V52H156ZM162 53V52H161ZM227 53V52H226ZM241 53V52H240ZM19 54H20V51H19ZM23 54V53H22ZM36 54V53H35ZM52 54V53H51ZM66 54V53H65ZM106 54V53H105ZM104 54V55H105ZM114 54H116V53H114ZM128 54V53H127ZM164 54V53H163ZM0 55H1V53H0ZM24 55V54H23ZM55 55V54H54ZM53 55V56H54ZM59 55V54H58ZM73 55V54H72ZM71 55V56H72ZM74 55H76V54H74ZM78 55H79V53H78ZM155 55V54H154ZM245 55V54H244ZM18 56V55H17ZM33 56V55H32ZM46 56V55H45ZM53 56H51V57H53ZM67 56V55H66ZM113 56V55H112ZM237 56V55H236ZM24 57V56H23ZM23 57H22V59H23ZM34 57H35V55H34ZM36 57L38 58V54L36 55ZM55 57V56H54ZM111 57V56H110ZM174 58V57H173ZM39 59V58H38ZM82 59V58H81ZM202 59V58H201ZM243 59V58H242ZM21 60V59H20ZM19 60V61H20ZM24 60V59H23ZM31 60V59H30ZM41 60V59H40ZM52 59H50V57H49V61L50 62H53V61H51ZM66 60V59H65ZM68 60V59H67ZM43 61H44V56H43ZM42 61V62H43ZM192 61V60H191ZM190 61V62H191ZM21 62H23V61H21ZM37 62V61H36ZM190 62H188V63H190ZM20 63V62H19ZM39 63V62H38ZM41 63V62H40ZM49 63V62H48ZM202 63V62H201ZM56 64H57V62H56ZM66 64V63H65ZM74 64V63H73ZM192 64V63H191ZM46 65V64H45ZM63 65V64H62ZM44 66V65H43ZM59 66V65H58ZM57 65H55V68L56 67H58ZM49 67H50V65H49ZM56 71V70H55ZM82 71V70H81ZM41 72V71H40ZM44 72V71H43ZM57 72V71H56ZM258 76H261V75H258ZM24 78V77H23ZM41 78V77H40ZM195 78V77H194ZM11 79V78H10ZM19 79V78H18ZM41 80V79H40ZM63 80V79H62ZM234 81V80H233ZM13 83V82H12ZM52 83V82H51ZM50 83V84H51ZM31 84H33V83H31ZM253 84V83H252ZM29 85H30V83H29ZM48 85V84H47ZM41 87V86H40ZM69 87V86H68ZM77 87V86H76ZM112 87V86H111ZM250 88V87H249ZM59 89V88H58ZM121 89H123V88H121ZM127 89V88H126ZM125 88H124V90H126ZM123 90V91H124ZM128 90V89H127ZM126 90V91H127ZM140 90V89H139ZM136 91V90H135ZM69 92H71V91H69ZM125 92V91H124ZM178 94V93H177ZM67 95H68V93H67ZM116 94H114V96H115ZM179 95V94H178ZM27 96V95H26ZM79 98V97H78ZM129 97H127L126 99H128ZM238 98H241V96L240 97H238ZM237 98V99H238ZM71 99V98H70ZM70 99H67V101L69 102V100ZM75 99V98H74ZM165 99V98H164ZM172 99V98H171ZM242 100L244 99V97H242L241 98ZM261 99V98H260ZM259 99V101H261ZM262 99H263V97H262ZM129 100V99H128ZM128 100H127V102H128ZM233 100V99H232ZM255 100H257V99H255ZM255 100H254V102H255ZM71 101V100H70ZM130 101V100H129ZM143 101V100H142ZM145 101V100H144ZM236 101H241V100H235L234 102H236ZM258 101V100H257ZM256 101V102H257ZM67 102V103H68ZM237 102V103H238ZM244 102H246V101H244ZM263 102V101H262ZM30 103V102H29ZM122 103H124V101L122 102ZM121 103V104H122ZM126 103V102H125ZM125 103H124V105H125ZM264 103V102H263ZM112 104V103H111ZM120 104V107L121 106H124L123 104L121 105ZM144 104H145V102H144ZM232 104V103H231ZM240 104V103H239ZM251 104V103H250ZM256 104H258V102L256 103ZM52 105V104H51ZM67 105H69V104H67ZM118 105V104H117ZM116 105V106H117ZM128 105L129 104H127V107H128ZM146 105V104H145ZM227 105V104H226ZM226 105H225V107H226ZM234 105V104H233ZM241 105H242V102H241ZM248 105H249V103H248ZM252 105V104H251ZM248 106L247 108L250 110V108H252L253 106ZM81 106H82V104H81ZM114 106H115V103H114ZM113 106V107H114ZM130 106V105H129ZM196 106V105H195ZM229 106V105H228ZM227 106V107H228ZM118 107V106H117ZM125 107H126V105H125ZM124 107V108H125ZM131 107V106H130ZM135 107V106H134ZM199 107V106H198ZM224 106L222 107V109L223 110H227V109H224L225 108ZM49 108H50V106H49ZM139 108V107H138ZM247 108H246V112H247V114H249L250 112H248L249 110H247ZM262 108V107H261ZM75 109V108H74ZM112 109V108H111ZM114 109H115V107H114ZM114 109H113V111H114ZM202 109V108H201ZM237 109H239L238 107H237ZM260 109V108H259ZM73 110V109H72ZM76 110V109H75ZM117 110V109H116ZM137 110V109H136ZM172 110V109H171ZM231 110V109H230ZM261 110V109H260ZM124 111H126V109L124 110ZM130 111V110H129ZM139 111V110H138ZM137 111V112H138ZM141 111V110H140ZM191 111H193V112H191ZM190 112L192 113V115L191 116H193V114H194V110H191ZM237 111V110H236ZM39 112H42V111H39ZM117 112H119V111H117ZM127 112V111H126ZM133 112H134V110H133ZM132 112V113H133ZM136 112V111H135ZM142 112V111H141ZM164 112V111H163ZM176 112V111H175ZM231 112V114L233 115V112H232V110L230 111ZM34 113V112H33ZM63 113V112H62ZM74 113V112H73ZM119 113H121V111L119 112ZM119 113H117V114H119ZM128 113V112H127ZM169 113H170V111H169ZM173 113H174V111H173ZM185 113H187V112H185ZM205 113V112H204ZM239 113V112H238ZM237 113V114H238ZM245 113V112H244ZM243 113V114H244ZM52 114V113H51ZM70 114V113H69ZM129 114H131V113H129ZM137 114H139V112L137 113ZM217 114V113H216ZM220 114H222V113H220ZM223 114H224V112H223ZM234 114H235V111H234ZM237 114L235 115V116H237ZM123 115V114H122ZM164 115V114H163ZM186 115V114H185ZM202 115V114H201ZM230 115V114H229ZM66 116V115H65ZM116 116H118V115H116ZM120 116V115H119ZM130 116V115H129ZM139 116V115H138ZM165 117L167 116V114L166 115H164ZM169 116V115H168ZM174 116H176V114L174 115ZM207 116V115H206ZM205 115H204V117H206ZM225 116V115H224ZM234 116V117H235ZM239 116V115H238ZM22 117V116H21ZM41 117V116H40ZM50 117H51V115H50ZM49 117V118H50ZM60 117H62V116H60ZM59 117V118H60ZM71 117H74L73 115H71ZM114 117V116H113ZM121 118H122V116H120ZM124 117H125V114H124ZM127 117V116H126ZM125 117V118H126ZM142 117V116H141ZM163 117V116H162ZM164 117V118H165ZM187 117H189V116H187ZM214 117V116H213ZM240 117V116H239ZM247 117V116H246ZM45 118V117H44ZM46 118H48V116L46 117ZM48 118V119H49ZM118 118V117H117ZM143 118V117H142ZM167 118V117H166ZM169 118V117H168ZM178 118V117H177ZM176 118V119H177ZM192 118V117H191ZM236 119H237V117H235ZM61 119V118H60ZM75 119V118H74ZM73 119V120H74ZM85 119V118H84ZM120 119V118H119ZM129 119V118H128ZM147 119H149V117L147 118ZM172 119V118H171ZM179 119V118H178ZM177 119V120H178ZM183 119V118H182ZM181 119V120H182ZM190 119V118H189ZM189 119H187V120H189ZM207 119H208V116H207ZM212 119V118H211ZM253 119V118H252ZM50 120V119H49ZM76 120V119H75ZM117 120V119H116ZM134 120V119H133ZM143 120V119H142ZM155 120V119H154ZM154 120H153V123H149V121L148 120H144V121H140V123H138V125H136L135 124V127L132 129L131 128V130H129L130 128H128V129H125V128H127V127H125V128H120V125L119 124H117V126H111V127H109V129L111 130L107 135L106 134H103V135H105L103 138H102V140H103V143H104V149L103 150H101L102 148L101 147H99L100 149H98V150H96L95 152H90L91 153V155L88 157V158H86V159H81V165L83 166V167H85V169L87 168V169H92V168H94V166H95V163H97L98 161L97 160H99V159H97L96 161L97 162H95V163H93V156L98 152V154L102 157H104V156H106V154H108L109 155V158H110V164L111 165H113V167H114V169H115V172H118L120 169H121V172H119V176H118V178L117 179H115L114 181H113V183H112V185L111 186H113L114 188H116V189H121V187L123 186V185H125V184H129V182L130 181H132V180H134V179H136V180H134V182L135 181H137L138 182V179L139 178H141V173H142V177H143V175H144V173L143 172H140V174H137V173H139V172H135V170H129L130 172L129 173H127L128 172V170H127V172L125 173V171H124V166H128V167H130V168H133V167H135V168H137L138 170H140V171H144L143 169H144V167H145V169H146V167L148 166V169L149 168H151V169H153L154 168V163H155V161H153V159L155 160L156 158H159V162H160V159H161V155H163V152H164V154L166 153L165 151H164V147L166 146V144H164V146H163V151L161 152L160 151V146L161 145H163V140H162V144H161V140H157V137H156V134H158L159 135V137L166 131V122L164 123V121H166L165 119H164V121H163V124H165V125H162V123L161 124H159V122L161 121H157L156 122V120H155V122L157 123V124H155V122H154ZM173 120H174V118H173ZM193 120V119H192ZM205 120V119H204ZM214 120V119H213ZM212 120V121H213ZM235 120V119H234ZM239 120V119H238ZM257 120V119H256ZM70 121H72L71 119H70ZM69 121V122H70ZM120 121V120H119ZM122 121V120H121ZM129 121H130V119H129ZM134 121H136V120H134ZM152 121V120H151ZM169 121H170V119H169ZM174 121H176V120H174ZM182 121H184V119L182 120ZM186 121V120H185ZM184 121V122H185ZM211 121V122H212ZM217 121V120H216ZM220 121V120H219ZM75 122V121H74ZM89 122H91V121H89ZM117 122V121H116ZM187 122H190V121H186V123ZM62 123V122H61ZM76 123V122H75ZM80 123V122H79ZM85 123V122H84ZM119 123H121V122H119ZM126 123H127V121H126ZM167 123H168V120H167ZM182 122L180 121V124H181ZM196 123V122H195ZM201 123L203 124V122L201 121ZM216 123V122H215ZM220 123V122H219ZM260 123H261V121H260ZM63 124V123H62ZM71 124V123H70ZM130 124V123H129ZM128 124V125H129ZM172 124H173V122H172ZM179 124V123H178ZM191 124V123H190ZM201 124V125H202ZM223 124V123H222ZM248 124H249V122H248ZM53 125V124H52ZM91 124H89L88 126H90ZM153 125H155V128L154 129H152V126ZM177 124H175V125H172V126H176ZM182 125H184V124H182ZM219 125V124H218ZM228 125V124H227ZM66 126V125H65ZM64 126V127H65ZM71 126V125H70ZM200 126V125H199ZM204 126V125H203ZM210 126H212V125H210ZM209 126V127H210ZM220 126V125H219ZM229 126V125H228ZM246 126H247V123H246ZM69 127V126H68ZM73 127V126H72ZM80 127V126H79ZM78 127V128H79ZM82 127H84V126H82ZM93 129H94V127L93 126H91ZM169 127V126H168ZM180 127H182V126H180ZM200 127H202V126H200ZM218 127V126H217ZM75 128V127H74ZM89 128V127H88ZM92 128H89V130L90 129H92ZM118 128V129H117ZM176 128V127H175ZM174 128V129H175ZM183 128V127H182ZM69 129L70 128H68V131H69ZM76 129V128H75ZM168 129V128H167ZM173 129V128H172ZM204 129V128H203ZM252 130H253V128H251ZM257 129H259V128H257ZM256 129V130H257ZM67 130V129H66ZM73 130V129H72ZM104 130V129H103ZM116 130H118V131H116ZM168 130H170L171 131V129H170V127H169V129ZM197 130H198V128H197ZM200 130V129H199ZM256 130H254V131H256ZM90 131H92V130H90ZM94 131H96V134H98V131H97V129L96 130H94ZM174 131V130H173ZM194 131H196V129L194 130ZM237 131H238V129H237ZM242 131V130H241ZM245 131V130H244ZM258 131V130H257ZM261 131V130H260ZM260 131H258V132H260ZM33 132H35V131H33ZM69 132H71V130L69 131ZM74 132V131H73ZM93 132V131H92ZM172 132V131H171ZM196 132H198V131H196ZM223 132V131H222ZM245 132H247V136H248V132L249 131H245ZM251 132V131H250ZM253 132V131H252ZM251 132V133H252ZM53 133V132H52ZM57 133V132H56ZM101 133V132H100ZM106 133V132H105ZM200 133V132H199ZM235 133V132H234ZM241 133V132H240ZM253 133H255V132H253ZM89 134L91 135V132H89ZM174 134V133H173ZM184 132H183V136H184ZM236 134V133H235ZM258 134V133H257ZM35 135V134H34ZM34 135H32L33 137H35ZM58 135V134H57ZM63 135V134H62ZM82 135V134H81ZM167 135V134H166ZM205 135H206V133H205ZM250 135V134H249ZM259 135H261V133H259ZM258 135V138L260 137ZM37 136V135H36ZM68 136V135H67ZM66 136V138H68ZM74 136V135H73ZM91 136H93V137H95L93 140H91V141H96V135L94 134V135H91ZM182 136V135H181ZM191 136V135H190ZM233 136V135H232ZM246 136V134H245V137H244V133H243V137L244 138H246L247 137ZM252 136H253V134H252ZM256 137H257V135H255ZM42 137V136H41ZM90 137V136H89ZM240 137H241V134H240ZM250 137V136H249ZM57 137H56V135L54 136V139H56ZM81 138H83V137H81ZM255 138V137H254ZM40 139V138H39ZM53 139V138H52ZM77 139V138H76ZM221 139V138H220ZM226 139V138H225ZM247 139L248 140H250L251 139V141H249L248 142V140H247V142L248 143H250L251 144V142H252V140H254V139H252V138H248L247 137ZM44 140V139H43ZM43 140H42V142H43ZM64 140V139H63ZM67 140V139H66ZM88 140V139H87ZM90 140V139H89ZM184 140V139H183ZM228 140V139H227ZM243 140V139H242ZM246 140V139H245ZM256 140V139H255ZM99 141V140H98ZM166 141V140H165ZM178 141V140H177ZM177 141H176V143H177ZM238 141H241V140H238ZM9 142V141H8ZM39 142V141H38ZM42 142H41V144H42ZM51 142V141H50ZM54 142V141H53ZM69 142V141H68ZM80 142V141H79ZM89 142V141H88ZM185 142V141H184ZM243 142V141H242ZM35 143V142H34ZM33 143V144H34ZM40 143V142H39ZM77 144H78V142H76ZM96 143V142H95ZM99 143V142H98ZM174 143H175V141H174ZM173 143V144H174ZM225 143V142H224ZM253 143V142H252ZM255 143H256V141H255ZM36 144H38V143H36ZM44 144H46V143H43V145ZM48 145H49V143H47ZM51 144V143H50ZM55 144V143H54ZM57 144V143H56ZM81 145H80V147H81V149H83L82 148V145L86 148V147H89L91 144L90 143H85L84 142V140L80 143ZM124 144H128L132 149H133V152H134V157H135V155L136 154H138L139 156H140V159H141V164L139 165H136V163L134 162V163H132L133 162V160L131 159L132 157L131 156H127V157H124L125 155H124V153H123V150H122V148H121V146L122 145H124ZM189 144V143H188ZM192 144V143H191ZM191 144H189V145H191ZM235 144H237V143H235ZM259 144V143H258ZM42 145V146H43ZM53 145V144H52ZM63 145V144H62ZM72 145V144H71ZM96 145V144H95ZM169 145H171V142H170V144ZM206 145V144H205ZM216 145V144H215ZM253 145H255V144H253ZM256 145H257V143H256ZM41 146V145H40ZM50 146V145H49ZM78 146V145H77ZM174 146V145H173ZM19 147H20V145H19ZM39 147V146H38ZM46 148L48 147L47 145L45 146ZM52 147V146H51ZM51 147H49V149L51 148ZM68 147H69V145H68ZM124 147H127V146H124ZM168 147H170V146H168ZM177 147V146H176ZM214 147V146H213ZM216 147V146H215ZM219 147H220V144H219ZM16 148V147H15ZM21 148V147H20ZM37 148V147H36ZM75 148H78V147H74L73 146V149H74V151H75ZM90 148V147H89ZM94 147H92V149H93ZM97 147H95V149H96ZM127 148H129V147H127ZM175 148V147H174ZM221 148V147H220ZM219 148V149H220ZM19 149V148H18ZM40 149H42V148H40ZM60 149V148H59ZM67 149V148H66ZM65 149V150H66ZM171 149V148H170ZM177 149V148H176ZM179 149V148H178ZM22 150H24V152L25 153H29V152H26L25 151V149H22ZM77 150V149H76ZM168 150V149H167ZM174 150V149H173ZM212 150V149H211ZM218 150V149H217ZM42 151H44V147H43V150ZM82 151L83 150H81V153H82ZM171 151V150H170ZM205 151V150H204ZM213 151V150H212ZM229 151H230V149H229ZM38 152H40V151H38ZM45 152H47V151H45ZM44 152V153H45ZM85 152V151H84ZM88 152V151H87ZM128 152V151H127ZM169 152V151H168ZM197 152V151H196ZM218 152H219V150L217 151V154H218ZM240 152H241V150H240ZM40 153H42V152H40ZM64 153V152H63ZM67 153V152H66ZM70 154H71V152H69ZM75 153H77V152H75ZM78 153H80V152H78ZM206 153V152H205ZM236 153V152H235ZM250 153V152H249ZM18 154V153H17ZM30 154V153H29ZM97 154V155H98ZM170 154V153H169ZM183 154H184V152H183ZM187 154V153H186ZM198 154V153H197ZM234 154V153H233ZM243 154V153H242ZM247 154V153H246ZM262 154V153H261ZM9 155V154H8ZM24 155H26V154H24ZM23 155V156H24ZM31 155V154H30ZM35 155V154H34ZM42 155V154H41ZM60 155V154H59ZM58 155V156H59ZM65 155V154H64ZM72 155H75V154H71L70 156H72ZM82 155V154H81ZM80 155V156H81ZM96 155V156H97ZM195 156H196V154H194ZM194 155L192 156V158L191 159H194ZM236 155V154H235ZM255 155V154H254ZM260 155V154H259ZM258 155V156H259ZM5 156H7V155H5ZM17 156V155H16ZM20 156V155H19ZM21 156H22V154H21ZM28 156V155H27ZM55 156H57V155H55ZM54 156V157H55ZM76 156V155H75ZM74 156V157H75ZM86 156V155H85ZM203 156H205V155H203ZM219 156V155H218ZM248 156V155H247ZM258 156H257V158H258ZM26 157V156H25ZM38 157V156H37ZM66 157V156H65ZM77 157V156H76ZM97 157H99V156H97ZM167 157H168V155H167ZM206 157V156H205ZM8 158V157H7ZM24 158V157H23ZM23 158H21L22 159V161H24V159ZM31 158V157H30ZM64 158V157H63ZM73 158V157H72ZM72 158H70L71 159V162H72ZM81 158H82V156H81ZM85 158V157H84ZM100 158V157H99ZM136 158V157H135ZM135 158H134V160H135ZM138 158V157H137ZM163 158H165V155H164V157ZM174 158H176V157H174ZM219 158H222V157H219ZM218 158V159H219ZM226 158V157H225ZM234 158V157H233ZM239 158V157H238ZM250 158H251V156H250ZM249 158V159H250ZM79 159V158H78ZM78 159L77 158H75V160L77 161V163H78ZM130 159L132 160V162L130 161ZM210 159V161H211V163H212V165H213V167L215 168V169H219V163H218V161H217V159H213V157H210L209 158ZM263 158L261 157V159H259V160H262ZM9 160V159H8ZM19 160V159H18ZM30 160V159H29ZM47 160H48V158H47ZM55 159H53V158H51L50 157V159L47 161L48 163H50V164H52L53 165V167H55L54 165L55 164H53V162H55L54 161ZM74 160V161H75ZM107 160H109L108 158H107ZM157 160H156V162H157ZM167 159L165 158V161H166ZM169 160V159H168ZM167 160V161H168ZM195 160V159H194ZM203 160V159H202ZM10 161V160H9ZM26 161V160H25ZM32 161V160H31ZM58 161H60L61 162V160H59L58 159ZM57 161V162H58ZM105 161V163H106V160L105 159H103L102 160V162H104ZM149 161V162H148ZM163 161V160H162ZM179 161H181V160H179ZM193 161V160H192ZM222 161H224V160H222ZM242 161V160H241ZM240 161V162H241ZM256 161V160H255ZM258 161V160H257ZM28 163H29V161H27ZM57 162H55V163H57ZM137 162V161H136ZM183 162V161H182ZM181 162V163H182ZM200 162V161H199ZM237 162V161H236ZM253 162V161H252ZM259 162V161H258ZM14 163V162H13ZM22 163V162H21ZM31 163V162H30ZM76 163V162H75ZM74 163V164H75ZM80 163V162H79ZM79 163H78V165H79ZM99 163H100V160H99ZM139 163V162H138ZM192 163V162H191ZM254 163V162H253ZM259 163H261V161L259 162ZM2 164V163H1ZM23 164V163H22ZM33 164V163H32ZM70 164V166H68V164L65 162V164H62V166L64 167V171H63V173H65V174H67V175H71V172L69 171V169L68 168H70L71 167V163H69ZM176 164H178V163H176ZM186 164H187V162H186ZM242 164V163H241ZM17 165V164H16ZM57 165V164H56ZM179 165H180V163H179ZM231 165V164H230ZM235 165V164H234ZM1 166V165H0ZM23 166V165H22ZM25 166V165H24ZM29 166H32V165H29ZM57 166H59V165H57ZM100 166H101V164H100ZM105 166H106V164H105ZM132 166V167H131ZM161 166V165H160ZM173 166V165H172ZM183 166V165H182ZM182 166H179L180 168H178V166L177 165H174V167L175 168H178V170H180L181 169V167ZM185 166V165H184ZM183 166V168H185ZM189 166V165H188ZM187 166V167H188ZM192 166V165H191ZM224 166L226 167V165L224 164ZM224 166H223V168H224ZM228 166V165H227ZM237 166V165H236ZM255 166H257L256 167V171H258L257 170V168L260 166V165H258L257 163H256V165ZM255 166L253 165L252 167H254L255 168ZM27 167V166H26ZM74 167V166H73ZM109 167V166H108ZM112 167V168H113ZM163 167V166H162ZM162 167H161V169H155V172H156V176H162V175H164L165 173H166V170H164V169H162ZM173 167V168H174ZM231 167V166H230ZM247 167V165L245 166V168ZM3 168V167H2ZM5 168V167H4ZM25 168V167H24ZM23 168V169H24ZM75 168V167H74ZM73 168V170H75ZM81 168V167H80ZM105 168L106 167H104V170H105ZM111 168V167H110ZM111 168V169H112ZM182 168V169H183ZM198 168H199V166H198ZM200 168H203L202 166H200ZM235 168V167H234ZM26 169V168H25ZM78 169V168H77ZM86 169V170H87ZM126 169V168H125ZM129 169V168H128ZM229 169V167H226V171ZM243 169H244V167H243ZM259 169V168H258ZM5 170V169H4ZM107 170V169H106ZM105 170V172H107L108 173V171H106ZM185 169H183V171H184ZM188 170V169H187ZM190 170V169H189ZM205 170V169H204ZM210 170V169H209ZM208 170V171H209ZM234 169H231V172L233 171ZM245 170H247V169H244V171ZM253 170V168H251V171ZM10 170L8 169V171H7V169L5 170V172H9ZM79 171H81V172H84L83 170H79ZM93 171V170H92ZM114 171V170H113ZM170 171H172V170H170ZM176 171V170H175ZM255 171V172H256ZM25 172V171H24ZM34 172V171H33ZM32 172V173H33ZM35 172H37V171H35ZM42 172H44V171H42ZM88 172V171H87ZM97 172V171H96ZM136 173V175H134V179H130V177H133V173ZM145 172V171H144ZM151 172V171H150ZM178 172V171H177ZM220 172V171H219ZM231 172H229L228 173V178H230V180H232V178H235L236 176H234V177H232V174L233 173H231ZM255 172H253V173H255ZM3 173V172H2ZM28 173V172H27ZM27 173H25V174H27ZM41 173V172H40ZM54 173V172H53ZM89 173V172H88ZM87 173V174H88ZM91 173H93V172H91ZM104 173V172H103ZM180 173H181V171H180ZM180 173H178V174H180ZM197 173H200L203 177H205L204 176V173H203V169H200V170H198L197 171ZM196 173V174H197ZM240 173V172H239ZM252 173V174H253ZM258 173V172H257ZM257 173H255V176H256V174ZM9 174V173H8ZM20 174V173H19ZM99 174H100V172H99ZM105 174V173H104ZM110 174H112V173H110ZM114 174V173H113ZM112 174V175H113ZM127 174V175H126ZM128 174H129V176L130 177H128ZM146 174V173H145ZM182 174H183V172H182ZM181 174V175H182ZM199 174V175H200ZM210 174V173H209ZM212 174V173H211ZM211 174L210 175H208L207 174V178H206V180H208V181H206L205 180V182L203 181V179H202V181L206 184L207 183V185H211V184H208V182L210 183L211 181H209V180H213V179H217L215 176H214V178L212 179V176H211ZM224 174V173H223ZM241 174V173H240ZM244 174V173H243ZM43 175V174H42ZM82 175V174H81ZM92 175V174H91ZM137 175H139L140 177H138V179H137ZM151 175V174H150ZM222 175V174H221ZM254 175V174H253ZM253 175H252V177H253ZM1 176H4L3 174L1 175ZM5 176H7V175H5ZM11 176V175H10ZM17 176V175H16ZM44 176V175H43ZM54 176H55V174H54ZM100 176H102V175H100ZM109 176V175H108ZM107 176V177H108ZM116 176V175H115ZM126 176H127V178H126ZM153 176V175H152ZM170 176L173 178V176L170 174ZM169 176V177H170ZM176 176V175H175ZM175 176H174V178H175ZM209 176V177H208ZM237 176H240V175H237ZM257 176H258V174H257ZM20 177V176H19ZM96 177H97V175H96ZM104 177V176H103ZM112 177V176H111ZM136 177V178H135ZM145 177V176H144ZM146 177H147V175H146ZM149 177V176H148ZM170 177V178H171ZM178 177V176H177ZM211 177V178H210ZM223 177V176H222ZM225 177V176H224ZM245 177H247V176H243V179L245 178ZM251 177V176H250ZM251 177V178H252ZM12 178V177H11ZM14 178V177H13ZM25 178V177H24ZM56 178V177H55ZM58 178V177H57ZM56 178V179H57ZM89 178V177H88ZM101 178V177H100ZM116 178V177H115ZM129 178V182H125V180L126 179H128ZM157 178V177H156ZM159 178V177H158ZM161 178V177H160ZM163 178V177H162ZM164 178H165V176H164ZM163 178V179H164ZM171 178V179H172ZM197 178V177H196ZM195 178V179H196ZM200 178L201 177H198L197 178V180H200ZM209 178V179H208ZM218 178H221L220 176H218ZM240 178H242V177H240ZM238 179V180H240L239 182H238V185H239V183L241 184V179ZM250 178V179H251ZM5 179V178H4ZM6 179H7V177H6ZM6 179L4 180V182L6 181ZM10 179V178H9ZM15 179V178H14ZM103 179V178H102ZM104 179H105V177H104ZM107 179V178H106ZM105 179V180H106ZM144 179V178H143ZM166 179V178H165ZM237 178H235L234 180H236ZM250 179H249V181H250ZM256 179V178H255ZM264 179V178H263ZM12 180V179H11ZM94 180V179H93ZM101 180V179H100ZM109 180H110V178H109ZM141 180V179H140ZM139 180V181H140ZM168 180H169V178H168ZM182 180V179H181ZM219 179H217L216 180V182L218 181ZM220 180H224V179H220ZM219 180V181H220ZM237 180V181H238ZM22 181V180H21ZM54 181V180H53ZM56 181V180H55ZM95 181H97V180H95ZM95 181H94V183H95ZM142 181H144V180H142ZM156 181L157 180H155V183H156ZM170 181H172V180H170ZM193 180L191 179L190 180V183L192 182ZM214 181V180H213ZM212 181V182H213ZM227 181H228V179H227ZM243 181V180H242ZM8 182V181H7ZM35 182H37L38 184H41L42 185V187L44 186L45 188H46V190L49 192V190H50V183H51V181H50V178H47V177H43V178H37L36 179V181ZM92 180H90V181H87V184H86V189H85V192L87 191V190H89V188L91 187V186H93L92 185ZM104 182L105 181H103V184H104ZM173 182V181H172ZM177 182V181H176ZM200 182V181H199ZM211 182V183H212ZM221 182V181H220ZM233 182V181H232ZM29 183V182H28ZM57 183H59V182H57ZM97 183V182H96ZM111 183V182H110ZM139 183H141V182H139ZM152 183H153V180L152 179H149V180H147L146 182H144V183H141V188L137 191V196H134V194H133V196H131L130 194L132 193V192H130V194L129 193H124V194H121V193H119L118 194V198H117V201L116 202H113L112 201V203H110L109 205H108V207H106V208H108V212H110V214L112 215L111 216V218H114L115 220H119L121 223H123V228H124V232L127 234V235H129V236H131V237H133V235L135 234V232L133 231V229H132V227H135V226H142V227H144L145 228V231L147 230L146 228H147V221H150L152 218H155L156 219V222H155V224H154V230H155V234L159 237V239H161L162 241H164V236H163V234H162V230H163V228H162V225H160L162 222H159V219H160V216L162 215V216H164L165 215V219L164 220H167L166 219V217L168 218V220H171V218H170V215L169 214H166V210H164V207H165V205L164 206H160V205H158V207L156 206V202L157 201H155L154 202V198L150 195V194H148L147 193V190H148V188L152 185ZM157 183H161L160 182V180L158 179V181H157ZM234 183V182H233ZM236 183V182H235ZM77 184V183H76ZM80 184V183H79ZM133 184H135V183H133ZM137 184V183H136ZM162 184H164V183H162ZM171 184V182L169 183V185ZM178 184V183H177ZM184 184H185V182H184ZM184 184H183V186H184ZM213 184V183H212ZM218 184V183H217ZM216 184V185H217ZM244 184H246V182H244ZM4 185H6V184H4ZM11 185V184H10ZM15 185V184H14ZM20 185V183L18 184V186ZM57 185V184H56ZM70 185V184H69ZM101 185V184H100ZM127 185H125V187L127 186ZM129 185H132V184H129ZM138 185V184H137ZM169 185H161V186H163L164 188L162 189V193H161V191H160V193L161 194H164L167 190H168V187H169ZM206 185V186H207ZM215 185V184H214ZM21 186H23L24 187V202H26L27 203V205L29 206V205H31V203H32V201H34L33 203H34V208H33V211H35V212H39L42 208H44V207H42V205H41V202H42V198L40 199V195L42 194V193H40L41 192V189H35V190H33L32 188H31V186H29V184H21ZM65 186H66V184H65ZM81 186H82V184H81ZM84 186V185H83ZM94 186H97V184H95ZM133 186V185H132ZM135 186V185H134ZM168 186V187H167ZM172 186H174L175 187V182H174V184L172 183V185H170V187H172ZM185 186H186V184H185ZM203 186V185H202ZM240 186V185H239ZM238 186V187H239ZM242 186V188H243V185H241ZM255 186V185H254ZM2 187H4V186H2ZM17 187V186H16ZM22 187V188H23ZM70 187V186H69ZM98 187H99V185H98ZM102 187V186H101ZM105 187V186H104ZM125 187H123V188H125ZM128 187V186H127ZM127 187L125 188V189H127ZM140 187V186H139ZM174 187H172L173 189H174ZM180 187H181V185H180ZM191 187V186H190ZM232 187L234 188V185H232ZM236 187V186H235ZM17 188H19V187H17ZM66 188H67V186H66ZM65 188V191L67 190ZM74 188L76 189V187H75V185H74ZM94 188H96V187H94ZM129 188V187H128ZM151 188V187H150ZM157 188V187H156ZM155 188V189H156ZM171 188V189H172ZM193 188H195L194 186H193ZM204 188V187H203ZM209 187L207 186V189H208ZM237 188V187H236ZM70 189H72V188H70ZM129 189H131V187L129 188ZM133 189V188H132ZM152 189V188H151ZM167 189V190H166ZM181 189H183V188H181ZM205 189H206V187H205ZM16 188L14 189V187H13V189L12 188H10V187H4L3 188V191L2 192H4V194L6 195V197L9 199V201H13V202H19L18 201V199H17V195H16ZM92 190H93V188H92ZM115 190V189H114ZM123 190V189H122ZM194 190V189H193ZM214 190V189H213ZM235 190V189H234ZM46 191V192H47ZM53 193H55V191H56V189L54 188L53 189ZM69 191V190H68ZM94 191L95 190H93V192L92 193H94ZM102 191V190H101ZM110 191V190H109ZM123 191H125V190H123ZM152 191V190H151ZM165 191V192H164ZM172 191V190H171ZM178 190H176V192L174 193V195H176L178 192H177ZM235 191H238V189L237 190H235ZM89 192V191H88ZM87 192V193H88ZM98 192V191H97ZM117 192H118V190H117ZM167 192H170V190L169 191H167ZM166 192V193H167ZM216 192H217V190H216ZM216 192H215V194H216ZM68 193V192H67ZM71 193V192H70ZM107 193H108V190H107ZM150 193V192H149ZM159 192H158V194H160ZM170 193H172V195H173V191L172 192H170ZM170 193H168L167 195H166V197H168V195L170 194ZM203 193V192H202ZM211 193H212V190H211ZM234 193V192H233ZM249 193V192H248ZM248 193H244V195H248ZM3 194V193H2ZM46 194V193H45ZM64 194H65V192H64ZM98 194H99V192H98ZM152 194V193H151ZM183 194H186V193H184L183 192ZM201 194V193H200ZM205 194V193H204ZM224 194V193H223ZM223 194H221V195H223ZM259 194L260 193H258V196H259ZM1 195V194H0ZM88 195V198L87 199H90L89 198V193L87 194ZM92 195V194H91ZM95 195V197L94 198H96V196H97V194H94ZM93 195V196H94ZM102 195H104L103 194V192H102ZM106 195V194H105ZM104 195V196H105ZM156 195V194H155ZM193 195H195V193L193 194ZM197 195H199V192H198V194ZM197 195H195V197L197 198L198 196ZM202 195V194H201ZM206 195V194H205ZM212 195V194H211ZM237 195H240V194H238V192H237ZM246 195V196H247ZM107 196H108V194H107ZM111 196V195H110ZM170 196H171V194H170ZM184 196V195H183ZM183 196H181V197H183ZM188 196V195H187ZM186 196V197H187ZM231 196L232 195H230V197L229 198H231ZM254 197H255V194L253 195ZM0 197H3L2 195L0 196ZM53 197H54V195H53ZM59 197V196H58ZM98 197V196H97ZM116 197V196H115ZM164 197H165V194H164ZM177 197V196H176ZM186 197H185V199H186ZM199 197H200V195H199ZM206 197V198H205ZM204 198V200L206 201V199L208 198L207 197V195L205 196ZM227 197V196H226ZM263 197V196H262ZM48 198V197H47ZM93 198V197H92ZM94 198H93V200H94ZM99 198V197H98ZM110 198V197H109ZM113 198V197H112ZM135 198H137V201H139L140 203H142L143 204V202H144V204L142 205H140L141 207V209L138 207V208H133V200L135 199ZM161 198H162V196H161ZM169 198V197H168ZM223 198H224V200H225V196H223ZM222 198V199H223ZM255 198H258V197H255ZM4 199V198H3ZM45 199H46V197H45ZM61 199V198H60ZM59 199V200H60ZM68 199L69 200H78V201H80V202H82V203H86V201H88V200H86V194H83V193H80L79 191H76L74 194H69L68 195ZM68 199H66V201H68ZM97 199V198H96ZM103 199V198H102ZM114 199V198H113ZM171 199V198H170ZM174 199V198H173ZM177 199V198H176ZM180 199V198H179ZM183 199V198H182ZM182 199H180V200H182ZM187 199H190V198H188L187 197ZM192 199V198H191ZM203 199V198H202ZM235 199V198H234ZM240 200H241V198H239ZM250 199V198H249ZM5 200V199H4ZM99 200V199H98ZM156 200V199H155ZM167 202L169 201V199L167 200V199H165ZM165 200L163 201V203L165 202ZM180 200H178L179 202H180ZM184 200V199H183ZM201 200V199H200ZM214 201H213V203H215L216 201H215V199H213ZM223 200V201H224ZM230 200V199H229ZM0 201H1V198H0ZM3 201V200H2ZM46 200H44V202H45ZM95 202H96V200H94ZM105 201V200H104ZM175 201V200H174ZM177 201V200H176ZM175 201V202H176ZM177 201V202H178ZM187 201V200H186ZM189 201V203H190V201L191 200H188ZM187 201V202H188ZM222 201V202H223ZM228 201V200H227ZM234 201V200H233ZM244 201V200H243ZM246 201V200H245ZM69 202V201H68ZM72 202V201H71ZM89 202H91V200H89ZM94 202V203H95ZM186 202V203H187ZM231 202V201H230ZM248 202V201H247ZM250 202V201H249ZM260 202V201H259ZM62 203V202H61ZM101 203V202H100ZM99 202L97 203V205L98 204H100ZM103 203V202H102ZM108 203V202H107ZM184 201H183V205L184 204H186ZM194 203L195 202H193V205H194ZM205 203H207V202H205ZM224 203V202H223ZM232 203V202H231ZM231 203H230V205H231ZM0 204H1V202H0ZM3 204V203H2ZM1 204V205H2ZM16 204V203H15ZM21 204V203H20ZM42 204H43V202H42ZM68 204V203H67ZM79 204V203H78ZM81 204V203H80ZM151 204H154V207H155V210H151L150 209V207H147V205L148 206H150ZM179 204H181V203H179ZM188 204V203H187ZM191 204H192V202H191ZM210 204H212L211 203V201H210V203H208V205H210ZM244 204V203H243ZM248 204V203H247ZM46 205V204H45ZM48 205V204H47ZM92 205V204H91ZM182 204H181V207L183 206ZM207 205V206H208ZM236 205V204H235ZM239 205V204H238ZM250 205V204H249ZM262 206L261 207H263L264 205L263 204H261ZM20 206H22V204L20 205ZM43 206H44V204H43ZM68 206V205H67ZM79 206V205H78ZM100 206H102V204H100ZM171 206H173V203H171ZM185 206V205H184ZM190 206V205H189ZM195 206V205H194ZM201 206H202V204H201ZM206 206V207H207ZM213 206V205H212ZM233 206V205H232ZM232 206L231 207H229L230 208V210H232L231 208H232ZM241 207H242V204L240 205ZM240 206H236V207H234L235 209L236 208H238V210L237 211H239V207ZM1 208H0V213L2 212V215H4L3 214V212L5 211H7L6 210V206L4 207V206H0ZM13 207V206H12ZM19 207V206H18ZM24 207V206H23ZM22 207V208H23ZM79 207H81V206H79ZM84 207V206H83ZM91 207V206H90ZM193 206L191 205V208H192ZM197 208H199L200 206H196ZM220 207V206H219ZM224 207V206H223ZM8 208V207H7ZM15 208H17V207H15ZM21 207H20V209H22ZM29 208H31V207H29ZM47 208V207H46ZM53 208V207H52ZM86 208V207H85ZM98 208V207H97ZM102 208H104V207H102ZM143 208V209H142ZM152 208V207H151ZM173 208V207H172ZM211 208V207H210ZM214 208V207H213ZM215 208H217V207H215ZM221 208V207H220ZM227 208V207H226ZM226 208H224V210H227ZM228 208V209H229ZM242 208H244V209H246V207H245V205H244V207H242ZM247 208H249V209H251V206H249V207H247ZM255 208V207H254ZM264 208V207H263ZM14 209V208H13ZM171 209V208H170ZM190 209V208H189ZM207 209V208H206ZM259 209H261L262 210V208H259ZM12 210V209H11ZM18 210V209H17ZM26 210V209H25ZM31 210V209H30ZM86 210H89V209H86ZM105 210V209H104ZM156 210H158L159 211V213H161L160 215H157L156 214ZM173 210V209H172ZM208 210V209H207ZM212 210V209H211ZM243 210V209H242ZM248 210V209H247ZM256 210V209H255ZM12 211H14V210H12ZM22 211V210H21ZM46 211V210H45ZM85 211V210H84ZM178 212H179V210H177ZM185 211H186V209H185ZM189 211V210H188ZM193 211V210H192ZM202 211H203V209H202ZM213 211V210H212ZM211 211V212H212ZM220 211V210H219ZM222 211V210H221ZM233 211H235V210H233ZM245 210H243V212H244ZM20 212V211H19ZM18 212V213H19ZM25 213H26V211H24ZM31 212V211H30ZM64 212V211H63ZM73 212V213H72ZM71 212V214L69 215V216H67L66 217V219H61L60 218V215L61 216H63L62 214H61V211H60V207H58L57 206V208H54L53 209V213H54V215L55 216H53V218L54 217H56V219H57V221L56 222H64V221H68V222H70V224L68 225V226H70V227H67V229L69 228V229H71V226H73L74 225V223H76V224H78L77 226H76V228H78L79 229V232H77V236H75V237H77V239L73 242L74 244L72 245V242H71V240L66 244V247H69V246H71V249H72V252H74V253H77L78 255H82L83 253H84V255H86L85 253L86 252H91V247H90V244H88V242H87V240L88 239H86V234L83 232V230H82V227H84V226H87V227H89V226H91L90 224H95L96 225V227H100L101 226V223H100V221L96 218V216L94 215V213H93V215L91 216V217H88L89 219H87L86 217H84V215L85 214H83L82 213V209L79 211V213H75L74 211H72ZM85 212H87V211H85ZM228 212H231V211H228ZM236 212V211H235ZM241 212V210L238 212V213H240ZM253 212V211H252ZM256 212H257V210H256ZM262 212V211H261ZM260 212V213H261ZM11 213V212H10ZM23 213V212H22ZM20 214V215H18L17 217L18 218H21L22 217V215L23 214H25V213H23V214ZM96 213H99V212H96ZM177 213V212H176ZM187 213V212H186ZM200 213H202V212H200ZM204 213H207V212H205L204 211ZM209 213V212H208ZM207 213V214H208ZM222 213V212H221ZM225 213V212H224ZM224 213H222V214H224ZM242 213V212H241ZM247 213H249V212H247ZM39 214V213H38ZM43 214V213H42ZM91 214V213H90ZM198 214H199V212H198ZM209 214H212V213H209ZM232 213H230V214H228V215H226V216H228V219H229V215H231ZM246 213H244V215H245ZM252 214V213H251ZM258 214H259V211H258ZM262 214H264V212L263 213H261V216H257L256 218H262ZM12 215H13V213H12ZM28 215H29V213H28ZM194 215H196V214H194ZM194 215H192V216H194ZM201 215V216H200ZM205 215L206 214H204V215H202V214H199L198 216H200L199 217V219L201 220V217L202 218H204L205 217ZM213 215H215V214H213ZM237 215V214H236ZM242 216H243V213L241 214ZM248 215V214H247ZM1 216V215H0ZM11 216V215H10ZM26 216V215H25ZM25 216H23V217H25ZM37 216V215H36ZM104 216V215H103ZM173 216H174V214H173ZM204 216V217H203ZM209 216V215H208ZM212 216V215H211ZM210 216V217H211ZM216 217L218 216H220V215H215ZM214 216V217H215ZM241 216V217H242ZM264 216V215H263ZM5 217H8V216H5ZM15 217H16V215H15ZM64 217V216H63ZM215 217V218H216ZM217 217V218H218ZM236 217V219L238 218V215L237 216H235ZM244 217V216H243ZM243 217L241 218V219H243ZM250 217H251V215H250ZM2 218V217H1ZM1 218H0V220H1ZM17 218V219H18ZM197 218V217H196ZM206 218V217H205ZM223 218H225L224 216H223ZM223 218H222V220L220 221V218H219V220L218 221H220V222H222L223 221ZM245 218H246V216H245ZM255 218V219H256ZM260 218H259V220L258 219H256V220H258V221H261L260 220ZM3 219V218H2ZM7 218H5V220H6ZM9 219H12V218H9ZM16 219V218H15ZM15 219H14V221H15ZM24 219V218H23ZM109 219H110V217H109ZM194 219V218H193ZM198 219V220H199ZM208 219V218H207ZM207 219H205V220H207ZM225 219H227V217L225 218ZM240 219V216H239V218L237 219V221L239 220H241ZM20 220V219H19ZM32 220H33V217H32ZM31 220V221H32ZM153 220V219H152ZM151 220V221H152ZM179 220V219H178ZM177 220V221H178ZM197 220V221H198ZM204 220V219H203ZM201 221V223L203 222V224L205 223H207V222H205V221ZM234 220V221H233ZM248 220V219H247ZM246 220V221H247ZM256 220H252V219H250V221H253L254 223H255V221ZM24 221V220H23ZM39 220H37V222H35L34 224H35V227H34V229L32 230V232H34V231H37L38 233H39V235H40V239L38 238H36V237H34V235H32L31 237H30V240H29V243H31V244H28V243H26L27 245H32L33 244V246L35 245V244H37V245H41V247H43L44 249H47V248H49V247H52V245H51V240H48V239H46V238H48L47 237V232H49V229H44V228H46V227H41L40 226V224H39V222H38ZM44 221V220H43ZM55 221V220H54ZM92 221V222H91ZM216 221H217V219H216ZM227 221V220H226ZM229 221H231V219L229 220ZM232 221L233 222H235L236 220L234 219V217H233V219H232ZM231 221V222H232ZM236 221V222H237ZM245 221V222H246ZM264 221V220H263ZM2 222V221H1ZM0 222V223H1ZM3 222H4V220H3ZM2 222V223H3ZM9 222H10V220H9ZM26 222H28V221H26ZM56 222H55V224H56ZM91 222V223H90ZM169 222V221H168ZM192 222V221H191ZM198 222H200V221H198ZM197 222V223H198ZM208 222H209V220H208ZM241 222H242V220H241ZM240 222V223H241ZM248 222V221H247ZM252 222V223H253ZM257 222V221H256ZM11 223V222H10ZM89 223V224H88ZM164 223V222H163ZM184 223V222H183ZM182 223V224H183ZM194 223H195V221H194ZM216 223H218V222H216ZM8 224V223H7ZM19 224V223H18ZM22 224V223H21ZM43 224V223H42ZM49 224V223H48ZM53 224V223H52ZM50 225V227H52L53 225ZM75 224V225H76ZM192 224V223H191ZM196 224V223H195ZM200 224V223H199ZM207 224H209V223H207ZM222 225H223V223H221ZM220 224V225H221ZM256 224V223H255ZM259 224V223H258ZM11 225V224H10ZM25 225V224H24ZM109 225V224H108ZM173 225V224H172ZM177 225V224H176ZM217 225H219V224H217ZM222 225L221 226H219V227H222ZM230 225V224H229ZM237 225H240L239 224V222L237 223ZM8 226V225H7ZM115 226V225H114ZM178 226V225H177ZM185 227V225H181L180 226V229L181 228H184ZM190 226H192V225H190ZM196 226V225H195ZM201 226H202V224H201ZM205 226L206 225H204L203 227H202V229L204 228L205 229ZM209 226V225H208ZM208 226H206V227H208ZM224 226V225H223ZM243 226V225H242ZM246 226V225H245ZM257 226V225H256ZM259 226V225H258ZM9 227H11V226H9ZM21 227V226H20ZM19 227V228H20ZM32 227V226H31ZM48 227H49V225H48ZM56 227H58V225H56ZM107 227V226H106ZM214 227H215V224H214ZM210 228V229H212V230H210L209 232H211V231H213L215 228ZM217 227V226H216ZM218 227V228H219ZM251 227V226H250ZM5 228H8V227H5ZM90 228V227H89ZM115 228V227H114ZM177 228V227H176ZM175 228V229H176ZM223 228V227H222ZM245 228V227H244ZM249 228V227H248ZM255 228V227H254ZM254 228H252L253 230H257L258 228L256 227V229H254ZM260 228V227H259ZM16 229V228H15ZM14 229V230H15ZM68 229V230H69ZM84 229V228H83ZM91 229V228H90ZM177 229H179V228H177ZM201 229V228H200ZM201 229V231H203V233H200V238L202 239L203 238V236H207L208 238H207V240L210 242H208V243H205L204 244V246H203V252H202V250L201 249H199V250H201L200 251V253L202 252V254L200 255V258H201V260H202V264H207V263H209V264H212L211 263V261L212 260H214V258H213V252H215V251H218V250H220V249H223L222 251L223 252H225V253H228V252H226L225 250H228L229 248H230V246L228 247V245H230L229 244V241H228V236L226 235V234H224V235H222L223 237H215V236H213V235H209V234H207V233H204V229L202 230ZM217 229V228H216ZM241 229V228H240ZM239 229V230H240ZM243 229V228H242ZM250 229V228H249ZM252 229H250V230H252ZM261 229V228H260ZM1 230V229H0ZM11 230V232H12V230L13 229H10ZM20 230V229H19ZM18 230V231H19ZM23 230V229H22ZM25 230V229H24ZM29 230V229H28ZM57 230H58V228H57ZM73 230V229H72ZM118 230H119V228H118ZM184 229H182V231H183ZM238 230V232H240ZM248 230V229H247ZM252 230V231H253ZM259 230V229H258ZM257 230V231H258ZM2 231V230H1ZM16 231V230H15ZM14 231V232H15ZM93 231V230H92ZM148 231V230H147ZM151 231V229L149 228V232ZM170 231H172V230H170ZM189 231V230H188ZM195 232H196V229L194 230ZM235 231V230H234ZM263 230H261V232H262ZM21 233H22V231H20ZM20 232H15L16 234L17 233H20ZM32 232H30V234L32 233ZM51 232V231H50ZM54 232H56V231H54ZM108 232V231H107ZM118 232V231H117ZM195 232L193 233V234H195ZM213 232H215V231H213ZM233 232V231H232ZM238 232H237V234H238ZM244 232V231H243ZM246 232V231H245ZM254 232V231H253ZM260 232V231H259ZM258 232V233H259ZM2 233V232H1ZM8 233H10V232H8ZM52 233V232H51ZM57 233H59V232H57ZM61 233V232H60ZM59 233V234H60ZM94 233V232H93ZM152 233V232H151ZM168 233H169V231H168ZM167 233V234H168ZM198 233V232H197ZM212 233V232H211ZM220 233V232H219ZM255 233H256V231H255ZM257 233V235H258V237H260V239H261V236L259 235ZM4 234V233H3ZM5 234L7 235V233L5 232ZM12 234V233H11ZM14 234V233H13ZM26 234V233H25ZM24 233H23V235H25ZM29 234V233H28ZM29 234V235H30ZM70 234V233H69ZM101 234V233H100ZM183 234H184V232H183ZM185 234H187V232L185 233ZM199 234V233H198ZM198 234H196L197 236H198ZM241 233H239V235H240ZM9 235V234H8ZM7 235V236H8ZM18 235V234H17ZM22 235V236H23ZM55 235V237L57 236L56 234H54ZM93 235V234H92ZM169 235V234H168ZM196 235H194V236H196ZM229 235H230V233H229ZM233 234L231 233V236H232ZM236 235V234H235ZM238 235V236H239ZM256 235V234H255ZM255 235H254V238H255ZM256 235V236H257ZM261 235H263V234H261ZM141 236V235H140ZM145 236V235H144ZM180 234H178V235H176V237H175V242H176V244L175 245H173L174 247H172L171 249H173V250H171L172 252V254H173V256L172 257H176V256H174V253H175V255H177V257L178 256H180L179 257V259L181 260L182 259V261H183V250H185L186 249V247H189V248H191V249H193V244H192V241H190V243H189V241H188V243H185V241H183L184 243H180V244H182L181 246H176L177 244H178V242H179V240H180ZM230 236V237H231ZM3 237L5 238V236L3 235ZM2 237V238H3ZM9 237V236H8ZM15 237V236H14ZM18 237L19 236H16V238H17V241H18ZM26 237H28V236H26ZM29 237H28V239H29ZM51 237V236H50ZM100 237H102V236H100ZM116 237H117V235H116ZM169 237V236H168ZM189 237H193L192 235H189ZM188 236H187V238H185V239H188L189 238ZM229 237V239H231V238H233V236L230 238ZM242 237H243V233H242ZM3 238V239H4ZM52 238H53V236H52ZM61 238H62V235H61ZM142 238H143V236H142ZM150 238H152V236H150ZM197 237H195V239H196ZM240 239H241V235H240V237H239ZM1 239V238H0ZM25 239V238H24ZM92 239V238H91ZM148 238H146V240H147ZM194 239V240H195ZM240 239H238L240 242H241V240ZM243 239V238H242ZM246 239V238H245ZM260 239H259V241H260ZM2 240V239H1ZM1 240H0V242H1ZM5 240V239H4ZM4 240H2L3 241V244H4ZM16 240V239H15ZM25 240H27V239H25ZM54 241L56 240L55 238L53 239ZM62 241H63V238L61 239ZM90 240V239H89ZM102 240V239H101ZM109 240V239H108ZM118 239H116V241H117ZM134 241H136L135 239H133ZM145 240V241H146ZM150 240V239H149ZM193 240V239H192ZM193 240V241H194ZM210 240H212V241H210ZM237 240V239H236ZM255 240V239H254ZM257 240H258V238H257ZM257 240H255L256 242H257ZM7 241H8V239H7ZM115 241V242H116ZM132 241V240H131ZM131 241H129L130 243H131ZM141 244L140 245H142L143 246V241L141 242V239L140 240H138ZM155 241V240H154ZM200 241V240H199ZM231 241V240H230ZM235 240H233V242H234ZM238 241V242H239ZM244 241V240H243ZM246 241H248V243H249V240H247L246 239ZM11 242V241H10ZM25 242V241H24ZM23 242V243H24ZM56 242V241H55ZM172 242V241H171ZM232 242V243H233ZM238 242H235L236 244H238ZM245 242V241H244ZM252 242H254L253 240H252ZM53 243V242H52ZM93 243V242H92ZM136 243V242H135ZM156 243V242H155ZM154 243V244H155ZM170 243V242H169ZM169 243H167L168 245H169ZM203 242H201V244H202ZM242 243V242H241ZM241 243H239L240 245H242ZM259 243V242H258ZM262 243V242H261ZM264 243V242H263ZM10 244V243H9ZM25 244V243H24ZM116 244V243H115ZM119 244V243H118ZM133 244L134 243H132V245H130V244H128V245H130V246H133ZM138 244V243H137ZM161 244H163V243H161ZM160 244V246H162ZM172 244V243H171ZM200 244V245H201ZM235 244V245H236ZM250 244H251V242H250ZM249 244V245H250ZM1 245V244H0ZM13 245V244H12ZM18 245V244H17ZM54 245V244H53ZM151 245H153V243L151 244L150 243V248H151ZM157 245V244H156ZM156 245H153V246H155L154 248H157V247H160L159 245H157V247H156ZM227 245V246H226ZM232 245V244H231ZM240 245H236L237 247L238 246H240ZM244 245V244H243ZM242 245V246H243ZM248 245V246H249ZM255 245H256V243H255ZM254 245V247H256ZM5 246V245H4ZM7 246H8V244H7ZM14 246V245H13ZM23 246H25V245H23ZM29 246H27L26 248L28 249V247ZM92 246V245H91ZM99 254H100V260H102V259H104V257H108V254L105 252V250H104V248H107V247H103V246H101V244L99 243ZM119 246V245H118ZM117 246V244H116V247H118ZM125 246V245H124ZM129 246V247H130ZM148 246V245H147ZM148 246V247H149ZM195 246V245H194ZM246 246V245H245ZM252 246V245H251ZM262 246H263V244H262ZM18 247V246H17ZM35 247V246H34ZM37 247V246H36ZM108 247H110V245H108ZM127 247L128 246H126V249H127ZM138 247H140V248H142L141 246H139L138 245ZM137 247V249H139ZM144 247H145V243H144V246H143V249H144ZM164 247H166V246H164ZM227 247V249H225ZM236 247V248H237ZM244 247V246H243ZM5 248V247H4ZM15 248V247H14ZM150 248L148 249V253H149V250H150ZM153 248V247H152ZM185 248V249H184ZM188 248V249H189ZM197 248H198V243H197V246H196V248L194 247V249H196L195 250V253H197L198 251H197ZM239 248V247H238ZM237 248V249H238ZM248 247H246V249H247ZM257 248V247H256ZM258 248H261V247H258ZM258 248H257V250H256V254L258 253L257 251H258ZM263 248V247H262ZM8 249H11V248H7V250H3V251H8ZM31 249V248H30ZM146 249H147V247H146ZM232 250H235V248L233 247V248H231ZM230 249V250H231ZM33 250V249H32ZM36 250V249H35ZM34 250V251H35ZM40 250V249H39ZM47 250H49V249H47ZM47 250H45V251H47ZM58 250H59V248H58ZM112 250H114V249H112ZM119 250V249H118ZM123 250H124V248H123ZM122 250V251H123ZM131 250H133L132 248H131ZM130 250V251H131ZM154 250V249H153ZM163 250H164V248H163ZM241 249L239 248V250H237V252H239ZM255 250V249H254ZM264 250V249H263ZM17 251V250H16ZM15 251V252H16ZM19 251V250H18ZM41 251H42V249H41ZM39 252V253H37V254H40L41 253V255H42V253L44 252V251H42V252ZM135 251V250H134ZM134 251H132L131 253L132 254H134L135 252ZM144 251V250H143ZM168 251V250H167ZM189 251H190V249H189ZM191 251H194V250H191ZM221 251V252H222ZM229 251V250H228ZM236 251V250H235ZM242 251V250H241ZM240 251V252H241ZM243 251H245V250H243ZM261 251V250H260ZM48 252H50V250L48 251ZM56 252V251H55ZM68 252V251H67ZM140 252V254H138V255H140V257L142 256V254L141 253H143L142 251H139ZM139 252H137V253H139ZM151 252V251H150ZM153 252H155V251H153ZM170 252V251H169ZM186 252V251H185ZM230 252L231 251H229V253L227 254V255H229L230 254ZM239 252V253H240ZM249 252H251V255H252V251L250 250ZM5 253H7V252H5ZM16 253H18V252H16ZM25 253H27V252H25ZM23 254V256L24 255H26V254ZM32 253V252H31ZM46 253V252H45ZM58 253V252H57ZM66 253V252H65ZM92 253H93V251L90 253L91 255H92ZM122 253V252H121ZM124 253H125V251H124ZM123 253V254H124ZM130 253V252H129ZM170 253V254H171ZM187 254H188V252H186ZM199 253V254H200ZM219 253V252H218ZM235 255H236V252H233ZM239 253L237 254V255H239ZM245 253V252H244ZM262 253V252H261ZM44 254V253H43ZM95 254V253H94ZM116 254V253H115ZM122 254V255H123ZM127 254H128V252H127ZM147 254V253H146ZM149 254H151V253H149ZM154 254V253H153ZM152 254V255H153ZM171 254V255H172ZM185 254V253H184ZM231 254H232V252H231ZM254 254V253H253ZM255 254V255H256ZM260 254V253H259ZM8 255H11V253H8V254H4L3 252H0V264H19V260H17V259H13V261L12 260H10V259H8V258H11V257H8ZM16 256H17V254H15ZM28 255V254H27ZM30 255V254H29ZM45 255V254H44ZM69 255V254H68ZM72 255V254H71ZM75 255V254H74ZM83 255V256H84ZM88 256H90L89 254H87ZM124 255H126V254H124ZM160 255V254H159ZM220 255V254H219ZM236 255V256H237ZM240 255H241V253H240ZM246 255V254H245ZM248 255V254H247ZM246 255V256H247ZM12 257H13V255H11ZM48 256V255H47ZM137 256V255H136ZM147 256H148V254H147ZM146 256V257H147ZM151 255H149V257H150ZM154 256V255H153ZM170 256V255H169ZM216 256V255H215ZM218 256V255H217ZM225 256V255H224ZM261 256V255H260ZM263 256V255H262ZM261 256V257H262ZM22 256H20L19 258H21ZM27 258H28V256H26ZM36 257V256H35ZM65 259L67 258V256H66V254H65V256H63ZM72 257V256H71ZM78 257V256H77ZM77 257H74L75 259L77 258ZM87 257V256H86ZM85 256L82 258V260H84L83 261V263L86 261L87 262V260H85V258H86ZM92 257H93V255H92ZM115 258H117L116 257V255L114 256ZM121 257V256H120ZM140 257L138 258V259H140ZM155 257H157V255H155ZM159 257V256H158ZM164 257V256H163ZM172 257H170V258H172ZM176 257V258H177ZM197 257V256H196ZM226 257V256H225ZM230 257H231V255H230ZM240 257V256H239ZM255 257V256H254ZM15 258V257H14ZM18 258V257H17ZM27 258H25V257H23V258H21V263L22 264H25V262L27 261ZM32 258H34V257H32ZM31 258V259H32ZM45 258V257H44ZM74 258H73V260H74ZM88 258V257H87ZM94 258V257H93ZM115 258L113 259V258H111V259H113V260H115ZM135 258V257H134ZM143 258H145V257H143ZM148 258V257H147ZM162 257H160V259H161ZM165 258V257H164ZM185 258H187V256L186 255H184V259ZM223 258V257H222ZM234 258H236L235 256H234ZM258 258H259V256H258ZM72 259V258H71ZM89 259V258H88ZM92 259V258H91ZM125 259H126V257H125ZM137 259V260H138ZM156 259V258H155ZM158 259V258H157ZM178 259V258H177ZM198 259V258H197ZM228 259V258H227ZM232 259H233V257H232ZM239 259V258H238ZM246 259H249V261L248 262H250V260H252V259H250V258H246ZM245 259V260H246ZM254 260H255V258H253ZM34 260V259H33ZM43 260V256L41 257V261ZM107 260V259H106ZM105 260V261H106ZM112 260V261H113ZM117 260V259H116ZM116 260H115V262H113V263H111L110 262V264H119V263H117L116 262ZM131 261H132V259H130ZM145 260H147L146 258H145ZM144 260V262H146ZM154 260V259H153ZM180 260H178V261H180ZM185 260H187V259H185ZM184 260V261H185ZM222 260V259H221ZM231 260V259H230ZM233 260H235V259H233ZM241 260H243V258L241 259ZM259 260H260V258H259ZM263 260V259H262ZM77 261V260H76ZM75 261V262H76ZM91 261H93V260H91ZM90 261V262H91ZM107 261H109V260H107ZM125 261V260H124ZM123 261V262H124ZM130 261V264L131 263H133V262H131ZM142 261V260H141ZM149 261H150V259H149ZM157 261V260H156ZM159 261V260H158ZM172 261V260H171ZM175 261V260H174ZM182 261L180 262V263H178V264H182ZM183 261V262H184ZM223 261V260H222ZM237 262H238V264H239V262L240 261H238V260H236ZM235 261V262H236ZM257 260H255V263L257 264V262H256ZM29 262V261H28ZM32 262V261H31ZM65 262V261H64ZM81 262V261H80ZM88 262H89V260H88ZM89 262V263H90ZM104 262V261H103ZM102 262V263H103ZM122 262V263H123ZM136 263H137V261H135ZM148 262V261H147ZM168 262V261H167ZM215 262V261H214ZM218 262V261H217ZM225 262V258H224V261L221 263V264H225L224 263ZM234 262V261H233ZM233 262H231V263H233ZM235 262L233 263V264H235ZM237 262H236V264H237ZM248 262H246L247 264H248ZM251 262H254L253 260L251 261ZM263 262V261H262ZM33 263V262H32ZM36 263V262H35ZM73 263V262H72ZM94 263V262H93ZM121 262H120V264H122ZM127 263V262H126ZM156 263V262H155ZM155 263H153V264H155ZM158 263V262H157ZM156 263V264H157ZM160 263H161V261H160ZM163 263H164V261H163ZM162 263V264H163ZM169 263V262H168ZM186 263V262H185ZM191 263V262H190ZM189 263V264H190ZM192 263H193V260H192ZM195 263V262H194ZM228 263V262H227ZM230 263V262H229ZM242 263V262H241ZM240 263V264H241ZM243 263H245V262H243ZM245 263V264H246ZM258 263H260L259 261H258ZM57 264V263H56ZM71 264V263H70ZM79 264H82V263H79ZM99 264H101V263H99ZM128 264V263H127ZM143 264V263H142ZM149 264V263H148ZM187 264H188V262H187ZM214 264V263H213ZM218 264V263H217ZM252 264V263H251ZM264 264V263H263Z\"/></svg>",
  "mask_w": 264,
  "mask_h": 264
}]
</instances>
